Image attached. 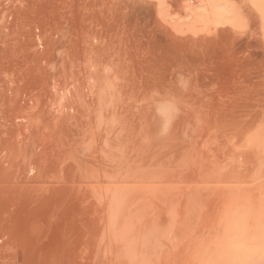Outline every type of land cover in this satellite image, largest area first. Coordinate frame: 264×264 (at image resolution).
Listing matches in <instances>:
<instances>
[{"label":"bare ground","instance_id":"6f19581e","mask_svg":"<svg viewBox=\"0 0 264 264\" xmlns=\"http://www.w3.org/2000/svg\"><path fill=\"white\" fill-rule=\"evenodd\" d=\"M3 0H0V2H1V4H3V2H2ZM5 1V0H4ZM8 1V0H7ZM10 1V0H9ZM20 1L21 0H19V3H20ZM56 1H58V0H31V1H27L28 2V4L30 3V2H33V4L31 5V3L29 4V5H27V6H31L29 9L28 8H25V10L26 9H28V10H33L32 12H35V13H37V14H33L32 12V14L33 15H36V16H34V23L33 22H31L32 20H33V16H30V22L32 23V24H35V22L36 21H38V22H40L41 20H43V17H46L45 16V14H49V13H46V12H51L52 13V11L54 10L53 9V7L52 6H54V8L56 9ZM61 1V0H60ZM59 1V2H60ZM64 1H66V0H64ZM68 1V0H67ZM73 1V0H72ZM80 1V0H79ZM79 1H74L75 2V4H78V6L80 5V4H83V0H81L80 2H82V3H79ZM93 1H100L99 3H98V6H101V5H103L104 3H103V1H101V0H93ZM91 2L92 4V6H97L96 4H97V2L96 3H94V2ZM110 1V0H109ZM137 2V4L139 3L138 2V0H136ZM148 1V0H147ZM150 1L151 0H149L148 2L150 3ZM165 1L166 0H163V2H159L160 3V6H161V9L159 8L157 11H158V14H163V16L162 17H165L164 15H165V9L167 10V9H170L169 8V5L170 4H172L173 3V0H172V3H169L168 4V2H166L165 3ZM168 1V0H167ZM233 2H234V0H232ZM238 1H240V0H238ZM242 1V0H241ZM244 1V0H243ZM242 1V2H243ZM248 2V9H247V12H245L246 10H244V12H245V14L244 13H242L243 11H240L241 9L239 8V10L237 9V4L236 5H234V3H232L230 0H184V3L182 4V5H184V8L186 9L185 10V12H183L184 14H185V18H183L184 17V14L183 15H181V14H179V15H181V16H179L181 19H178L179 17L177 16V18H175V20H180L178 23L176 22V29L174 28V27H171V21H172V19L170 20V23H169V20L168 19H170V18H168V19H166L165 20V18H164V21H162V22H165V21H168L167 22V24H166V22L165 23H162L161 21H158V19H160V18H155L156 20H154L153 19V21L155 22H158V23H156V24H153L152 22V19H151V21H150V23H152V24H150V23H148V24H150L151 26H153V27H155L157 24L160 26L161 24H159V22H161L162 23V25H169L168 26V28L167 27H165L164 28V26H162V28L161 27H158V29L160 30V29H162V31H163V36H167L166 34L168 33L167 32V29H169V30H172L173 28L175 29V30H173V31H175L174 33H178V32H180V34L182 35V33L184 34V32L186 31L187 32V34L186 35H184L185 37H183V42H184V44H183V42L181 43V42H179V43H181V45L179 44V43H177L176 41H175V38L174 37H172L173 38V41H172V39L171 38H167V41H169V40H171V42L172 43H170L171 45L173 44V42H176L175 43V45L174 46H172V49L171 50H169L171 47V45H169V46H167V44L166 43H169V42H165V45H166V47H170L169 49L168 48H166V49H164L165 47H163V45L160 43L159 44V42H158V44L159 45H161V46H159V48L158 47H154L152 44L153 43H156L155 41L154 42H152V44L150 43V45H152V47H154L156 50L157 49H161V50H163V51H165V53L167 52L166 50L168 49L169 50V53L167 52V56H169L170 55V58L171 59H173L174 60V62H178L179 64H181L182 62H180V61H183V60H181L179 57H181V58H183V59H185V63L187 62L186 61V59L188 58H186V57H184V52H185V54H186V51H188V52H190L191 50H192V48L194 47L193 45H192V43H195V51H196V49L198 50V47H199V50H200V48H203V47H200V45L199 46H196L197 45V39H200L201 41H203L204 40V42L207 40H205V38L204 37H209L210 35H212V38H213V40L215 39V37H217L218 36V38L220 37V38H222L223 37V40H224V42L225 41H228L233 35H231L230 33H234L235 32V30L239 27V23H242V22H239L240 20H243L242 19V15H243V17L245 16V15H248V17L249 18H251L252 16L254 17L253 19H256V21L255 20H253L252 18V20H251V22L252 21H255V22H252V23H255V24H257L256 26H258L259 25V29H260V31H259V33H257L258 34V36L260 37H258L259 38V40H258V38L256 39V41H254L253 42V47H255V42H258V41H260L261 43L259 44V43H257V45H256V47L257 48H259V47H261V51H257L256 50V54L258 55L257 57L253 54V53H255L254 51L255 50H251L252 51V54L251 53H249V52H246V53H248V56H249V54L250 55H254L255 57H256V60H255V62H251L252 63V65L250 66V67H252V66H254V65H256L255 63H256V61L257 60H259L260 58H261V60L263 59L264 60V0H247ZM13 2V1H12ZM26 3V0L25 1H23V4H25ZM59 2H58V5H60V4H62V2H63V0L61 1V3L59 4ZM87 2L88 3H90L88 0H87ZM87 2L85 1L84 3H86V5H85V7L87 6L88 7V4H87ZM129 2H131V1H129ZM128 2V0H112V1H110V2H107V5L108 6H110V8H112V9H110L111 11L112 10H115L117 13H116V16H118V17H116V19H115V16H114V18H113V14H112V20H117V21H112V20H110V18H109V21H112V22H114V25L112 26V23L111 24H108V25H110V26H112L114 29H109L110 28V26H109V28H107V24L106 23H110L109 21L108 22H106L105 20L103 21V18H104V16L103 17H101V19L102 20H100V17L96 14V15H92V13L90 14V9H94V8H92V6L91 7H88V9H89V13H87L90 17L92 16V18H93V16L94 17H96V16H98L99 17V21L98 22H100V21H103V22H101V23H98L97 21H95L96 20V18L98 19V17H96V18H94L95 20V23L93 24L92 22H94V21H92L93 19H91L90 17H88V19L84 16V19H86L87 21L89 20V18H90V20H89V22L87 23V22H85V24H86V26H88L87 28H86V30H85V28H83L84 30H83V33H85V34H83V33H81V34H83V36L85 35H87L88 36V34H89V32H91V27H90V25L92 26V24H93V28H96V30H93L92 29V34H93V37H92V34H89V36H91L92 37V39L90 38V40H93V38L95 37V39L97 38V37H100V36H102V34L101 33H98L99 32V30L100 29H98V32H97V27L98 28H100V26H98V24H100L101 25V27H104L103 25H107V26H105L104 28L106 29V30H114V31H116L117 30V34H118V32L119 31H122L123 33H124V35L125 34H130L131 33V29L132 28H130L131 26H130V20L132 19H130V6L131 5H133V6H131V8L132 7H134V5L135 6H137L135 3L134 4H130ZM140 2H144V1H141L140 0ZM146 2V1H145ZM153 2L155 3V0H153ZM153 2L151 3V4H153ZM180 2V1H179ZM245 2V1H244ZM5 3H6V1H5ZM14 3H15V1H14ZM64 3V2H63ZM70 3V2H69ZM95 5H94V4ZM100 3H101V5H100ZM103 3V4H102ZM132 3V2H131ZM147 3V2H146ZM163 3L164 4H166V7L165 6H163V8H162V5H163ZM239 3V2H238ZM1 4H0V6H1ZM9 4H10V2H9ZM8 3H7V5H5V7L7 6L8 7V5H9ZM27 4V3H26ZM25 4V5H26ZM66 4V3H65ZM74 4V3H73ZM74 4V5H75ZM162 4V5H161ZM167 4H168V8H167ZM242 4V3H241ZM16 5H19V4H16L15 3V7H16ZM25 5L24 6H22V9H20L21 11L23 10V7H25ZM52 5V6H51ZM64 5V4H63ZM70 5H71V3H70ZM90 5V4H89ZM105 5H106V3H105ZM138 5H140V4H138ZM145 5V4H144ZM244 5V4H243ZM38 6L39 7H45V6H51L52 8V10L51 11H49V10H46V12H45V14L43 13V17L41 18V20H40V18H39V20L37 19L36 20V17L39 15V14H41V13H39V12H37L36 11V9L38 8ZM62 6V5H61ZM60 6V7H61ZM65 6V5H64ZM72 6V5H71ZM97 6V9H100L99 7ZM108 6H106V7H108ZM152 6H156V5H152ZM236 6V7H235ZM3 8H1L0 9V27H2V25H3V27H5L7 24H8V26L10 25L9 23H7L8 21L9 22H12V20L10 21V19L11 18H8V21H7V16L9 17V15H11L12 17H13V23H15L17 20H18V24H19V21L21 20V22H22V24L20 25V26H22L23 25V21L25 20V18L22 16V18H24L23 19V21H22V19H20L21 18V16L19 15V13H16V12H18V10L16 11V9H17V7L18 8H21V5H20V7L19 6H17L16 7V9H15V11L14 10H11L12 12H15V13H11L10 12V14H9V9L8 10H5L4 9V5L2 6ZM11 6H9V8H10ZM15 7H13L12 6V9L13 8H15ZM35 8V10H34V8ZM37 7V8H36ZM47 7H45V8H47ZM58 7V6H57ZM63 7V6H62ZM67 7H68V4H67ZM73 7V6H72ZM74 7H77L76 5L74 6ZM138 7V6H137ZM136 7V9L138 10V8ZM164 7H165V9H164ZM245 7V6H244ZM33 8V9H32ZM59 8V7H58ZM81 8H82V6L80 7V8H77V9H79L80 10V12H81ZM83 8H84V6H83ZM149 8V7H148ZM155 8H157V6L155 7ZM176 8V7H175ZM7 9V8H6ZM41 10L43 9V8H40ZM48 9H50V8H48ZM60 9V8H59ZM58 9V10H59ZM71 9H73V8H70V11H72ZM76 9V8H75ZM74 9V10H75ZM86 9V8H85ZM87 9V10H88ZM97 9H95V10H97ZM101 9H102V7H101ZM107 9L108 8H105V10L107 11ZM143 9V8H142ZM152 9H153V7H152ZM164 9V10H163ZM173 9V12H174V14H178V13H176L175 12V9L174 8H172ZM183 9V8H182ZM180 10L181 12L182 11H184V10ZM38 10H39V8H38ZM62 10H66V8L64 9H62ZM61 10V12L63 13V11ZM69 10V9H68ZM68 10H66V11H68ZM73 10V11H74ZM82 10H84V9H82ZM94 10V12L95 13H97V11H95ZM102 10H104V7H103V9ZM102 10H98L99 12L98 13H100ZM104 10V12H105V14H107V12H109V11H105ZM147 10V9H146ZM160 10V11H159ZM6 11V12H5ZM56 11V10H55ZM93 11V10H92ZM110 11V12H111ZM135 11V10H134ZM20 12V11H19ZM75 12V11H74ZM73 12V13H74ZM151 12V11H150ZM161 12V13H160ZM167 12H168V10H167ZM170 10H169V12H168V14H166V16L168 17H170L171 15L172 16H175V15H173V14H170ZM180 12V13H181ZM20 13H23V11L22 12H20ZM27 13H28V11H27ZM26 13V16L25 17H27V18H29L28 16V14H31V13H28L27 14ZM39 13V14H38ZM50 13V14H51ZM58 12L56 11V12H54L53 14H57ZM73 13H72V16H73ZM78 13H79V11H78ZM81 13H83V11L81 12ZM112 13H113V11H112ZM136 13V12H135ZM147 13V12H146ZM154 13V12H153ZM155 13H157V12H155ZM7 14H9V15H7ZM59 14H60V12H59ZM76 14H77V10H76ZM76 14H75V16H76ZM80 14V13H79ZM84 15H86L85 14V10H84V13H83ZM111 14V13H110ZM28 15V16H27ZM58 15V14H57ZM65 15V14H64ZM66 15H67V13H66ZM68 15H69V13H68ZM101 15H104L103 14V12H102V14ZM133 15V14H132ZM137 15V14H136ZM143 15V14H142ZM10 16V17H11ZM40 16H38V17H40ZM51 16V15H50ZM49 16V17H50ZM55 15H53V17H54ZM59 16V15H58ZM58 16H57V18H58ZM61 16H63V15H61L60 14V17ZM69 16H71V15H69ZM69 16H63L64 18H62V20L64 19L65 20V18L67 17V19H68V17ZM71 16V17H72ZM74 16V19H73V21L75 22L74 24H77L78 23V21H80V20H77V22L75 21V19H79V17L77 16V18ZM83 16V15H82ZM81 16V17H82ZM111 16V15H110ZM134 17H135V15H133ZM156 16H157V14H156ZM155 16V17H156ZM52 16L50 17V18H52L53 19V22L52 23H54L55 21V18H53ZM56 17V16H55ZM106 17V16H105ZM188 19H187V18ZM246 17V16H245ZM248 17H246L247 19H249ZM148 18V17H147ZM172 18V17H171ZM20 19V20H19ZM44 19H48L47 17L46 18H44ZM59 19V18H58ZM58 19H56L57 21H58ZM67 19H66V21H67ZM69 19H70V17H69ZM68 19V21H70ZM105 19V18H104ZM107 19V18H106ZM137 19V18H136ZM140 19V18H139ZM142 19H143V17H142ZM145 19V18H144ZM184 19H186V21L184 20ZM60 20H61V18H60ZM61 21L62 23L64 22L65 23V21ZM85 20V21H86ZM108 20V19H107ZM177 20V21H178ZM181 20H184V22L183 21H181ZM45 21V20H44ZM43 21V23H45L46 24V26H48V24L46 23V22H48V20L47 21H45L44 22ZM50 21H51V19H49V22L48 23H50ZM67 21V23L69 24V22ZM73 21L71 22L70 21V23H73ZM84 21V20H83ZM90 21H92V22H90ZM133 21H135L134 19H133ZM143 21H145V20H143ZM148 21H149V19H148ZM147 21V22H148ZM26 22H28L27 20H26ZM27 23V25L25 24V26H27L28 27V24H31V23ZM59 23V21H58V24H57V22H55L54 23V25L55 24H57L58 26H61L62 25V23ZM98 24H97V23ZM106 22V23H105ZM140 22V21H139ZM172 22H174V20L172 21ZM174 22V23H175ZM181 22V23H180ZM7 23V24H6ZM13 23H11V24H13ZM42 23V21L40 22V27H41V25H44L43 23ZM52 23H51V25H52ZM79 23H81V22H79ZM78 23V24H79ZM82 23H84V22H82ZM90 23V24H89ZM92 23V24H91ZM169 23V24H168ZM186 23V24H185ZM193 23H197V26L195 25V27H197V34H199V35H197L196 33H193V32H191V31H194L195 29V27H194V24ZM198 23H201V27L203 28H201V31L199 30V28L200 27H198V25H200V24H198ZM211 23H212V26H213V29H215V26L214 25H216L218 28L220 27V26H222V28L223 27H226L225 29H223L225 32H222L223 30H221V34H220V36H219V33H220V31H219V33L217 32V29H215V31L217 32H215L214 31V33H212V34H209V33H207V32H209V31H211L209 28H211L212 26H211ZM243 23H244V21H243ZM246 23H247V21L245 22V25L243 26L242 25V27H244L245 28V30L247 29L246 27ZM251 23V24H252ZM17 23L15 24V25H18ZM36 24L38 25V23L36 22ZM59 24H61V25H59ZM66 24V23H65ZM67 24V25H68ZM73 24V25H74ZM78 24L76 25V26H78ZM135 24V22L133 23V24H131V25H134ZM140 24V23H139ZM143 23H141V25H142ZM144 24H146V23H144ZM183 24V26H181V25ZM249 24V23H248ZM255 24H253L254 25V27H255ZM14 25V24H13ZM13 25H10V26H13ZM50 25V26H51ZM53 25V26H54ZM57 25L55 26V27H57ZM64 25V24H63ZM71 24H69V28L70 29H72V27H74L73 25H71ZM80 25L81 24H79V26L78 27H76L75 26V28L74 29H76V28H81L80 27ZM84 25V24H83ZM82 25V26H83ZM95 25H96V27H95ZM138 25V24H137ZM155 25V26H154ZM173 25V24H172ZM178 25V26H177ZM191 27H194L192 30H188V29H186L187 27L188 28H190V26ZM223 25H226V26H223ZM253 25H252V27H253ZM8 26H6V27H8ZM30 26L31 25H29V27L27 28V27H25V28H27V30L29 31L30 29H32V27L30 28ZM34 26V25H33ZM39 26V25H38ZM145 27L147 26V24L146 25H144ZM144 26H142V28L143 29H145L144 28ZM204 26V27H203ZM205 26H206V29H204L205 28ZM240 26H241V24H240ZM250 26V25H249ZM19 27V26H18ZM22 27H24V26H22ZM35 27H37L36 25H35ZM44 27V26H43ZM42 27V28H43ZM63 27V26H62ZM84 27H85V25H84ZM140 27V26H139ZM149 27V28H148ZM179 27V29L178 30H180V28L181 27H184V29H186L185 31H183V30H180V31H178L177 30V28ZM253 27V28H254ZM21 28V27H20ZM24 28V29H25ZM30 28V29H29ZM50 28H52V27H50ZM89 28V29H88ZM135 26H134V29H132V30H135ZM138 28V27H137ZM148 28V29H147ZM147 28L145 29V30H149L150 29V26H147ZM156 28V27H155ZM163 28H164V30H163ZM170 28H172V29H170ZM244 28H243V30H242V28H241V30L243 31V33H244ZM2 29V28H1ZM4 30H5V28H3ZM9 29H11V28H9ZM15 29V28H14ZM24 29H22L21 28V30H23L24 31ZM44 29H46L47 30V28H45L44 27ZM69 29V31L72 33V30H70ZM73 29V30H74ZM79 29H77L78 31H79ZM116 29V30H115ZM152 29V28H151ZM154 29V28H153ZM207 29H208V31H207ZM212 29V28H211ZM212 29V30H213ZM219 29H221V27L219 28ZM239 29V28H238ZM252 29V28H251ZM4 30H3V33H4ZM8 30V29H7ZM17 30V29H16ZM20 30V29H19ZM19 31L20 32V34L22 33V31ZM26 30V29H25ZM27 30H26V32H27ZM43 29H40L39 31L41 32ZM49 30V29H48ZM57 30H59V29H57ZM81 30H82V28H81ZM80 30V31H81ZM88 30V31H87ZM137 30H139V29H137ZM166 30V31H165ZM178 32H177V31ZM202 30H204V31H202ZM255 30H256V28H255ZM31 31L32 30H30L29 32L30 33H28V34H31ZM52 31V30H51ZM56 31V30H55ZM61 31V30H60ZM60 31H57V32H60ZM75 31V30H74ZM77 31V32H78ZM94 31H96L99 35L97 36V34H95L96 32H94ZM101 31V30H100ZM154 30H152V32H153ZM161 31V32H162ZM164 31H165V33H164ZM190 31V33H192V34H194V35H196L197 37L199 36H201L200 38H197L196 36H194V35H192V36H194V39L196 40H194L193 38V40L195 41H193L192 40V42H191V38L189 39H187V35H190V33L188 34V32ZM198 31H200V32H198ZM240 31V30H239ZM258 30H256V32H257ZM15 32V31H14ZM17 33H15V34H19L18 33V31H16ZM25 32V31H24ZM43 32H44V30H43ZM43 32H41L40 33V37L43 39V36L42 35H44V33ZM70 32L68 33V34H70ZM102 32V31H101ZM108 32V31H107ZM134 33H139L138 31H133ZM142 32H144V31H142ZM146 32V31H145ZM159 32V31H158ZM161 32H159L160 33V36H162V34H161ZM182 32V33H181ZM194 32H196V30L194 31ZM203 32V34H201ZM211 32H213V31H211ZM230 32V33H229ZM238 32V31H237ZM241 32V31H240ZM251 32V31H250ZM1 33H2V31H1ZM13 35H12V37L15 35L14 33H13V31L11 32ZM39 33V32H38ZM78 33H80V32H78ZM87 33V34H86ZM103 33H104V31H103ZM109 33H112V32H109ZM109 33H107L108 35H112V34H114V32L112 33V34H109ZM119 33H121V32H119ZM149 33V31L148 32H146V34H148ZM170 33H171V31H170ZM169 33V36L171 35H173L172 33L170 34ZM208 35H207V34ZM223 33V34H222ZM248 33H249V31H248ZM19 34V35H20ZM26 33H24V37H26L28 34H26ZM49 34H50V31H49ZM52 34H54V31H53V33ZM57 33H55V36H57L56 35ZM74 34H76L75 32H74ZM94 34H95V36H94ZM101 34V35H100ZM105 34V33H104ZM106 34V35H107ZM115 34H116V32H115ZM116 34V35H117ZM133 34V33H132ZM201 34V35H200ZM204 34H206V35H204ZM218 34V35H217ZM225 34V35H224ZM242 34V33H241ZM249 34H251V33H249ZM9 35V34H8ZM19 35H18V37H19ZM22 35V37H23V34H21ZM37 35V34H36ZM59 35V34H58ZM105 35V37L106 38H108L107 36ZM121 36L123 35V34H120ZM123 35V36H124ZM134 35V34H133ZM132 35V36H133ZM136 35V34H135ZM141 35V34H140ZM139 35V36H140ZM158 35V34H157ZM156 35V36H157ZM177 36L179 35V33L178 34H176ZM181 35H180V37H181ZM190 35V36H191ZM217 35V36H216ZM223 35V36H222ZM228 35V36H227ZM246 35H248V34H246ZM2 36H3V34H2ZM4 36H6L5 35V33H4ZM11 36V35H10ZM9 36V37H10ZM16 36V35H15ZM14 36V37H15ZM39 36V34L37 35V37ZM45 36V35H44ZM47 37H49V35L47 34L46 35ZM45 36V41L44 42H41L42 41V39L40 38L39 39V42H41V44L42 43H48V41H49V43L47 44L48 46H49V44H50V46L53 44L54 45V47H52L51 46V48L50 47H46L47 48V54L48 55H50V53L52 52H49V50H51V49H53L54 51H55V46L57 45V44H59L60 45V47H61V44L60 43H56L57 41L56 40H58L56 37H53L52 36V38H54L53 40H54V42H50V41H53L52 39L50 40L49 38H47ZM51 36V35H50ZM74 36V35H73ZM72 36V37H73ZM84 37V38H87L88 39V37ZM104 36V35H103ZM112 36H114V35H112ZM146 36V35H145ZM152 36V35H151ZM170 36V37H171ZM190 36H188V37H190ZM204 36V37H203ZM226 36V37H225ZM249 36V35H248ZM17 37V39H22L21 37H19L18 38ZM28 38H29V36H27ZM31 37V36H30ZM37 37H36V39H37ZM70 37V36H69ZM105 37H103V40H104V43H106L107 44V42H105ZM126 37H128L129 39L130 38H133V37H131L130 35L129 36H126ZM176 37V36H175ZM202 37H203V39H202ZM227 37H229V39H227ZM234 37V36H233ZM247 37V36H246ZM252 37V36H251ZM256 37V36H255ZM2 38V37H1ZM5 38V37H4ZM11 38V37H10ZM16 38V37H15ZM28 38H25L24 39V41H23V39H22V42H24L25 43V41H26V39H28ZM46 38H47V40H46ZM71 38V37H70ZM114 38V37H113ZM112 37H111V39L110 40H112L113 39ZM141 38H142V36H141ZM145 38V37H144ZM150 38V37H149ZM152 38V37H151ZM150 38V39H151ZM154 38H156V37H154ZM160 38V37H159ZM164 38V37H163ZM178 38V37H177ZM186 38V39H185ZM212 38H211V36L209 37V41H210V43H209V41H206L207 43H209V44H211V42L213 43V46H216V42H217V40H215V41H213L212 40ZM218 38H216V39H218ZM219 38V39H220ZM226 40H225V39ZM11 39H13V38H11ZM10 39V40H11ZM30 39V38H29ZM43 39V40H44ZM49 39V40H48ZM56 39V40H55ZM64 39V38H63ZM94 39V40H95ZM115 39V38H114ZM129 39H128V41H129ZM157 39H158V37H157ZM157 39H155V40H157ZM161 39H162V37H161ZM166 39V37L164 38V40ZM169 39V40H168ZM181 39V38H180ZM179 39V40H180ZM218 39V40H219ZM237 39H239V40H241L240 38H236L235 40L237 41ZM10 40H8V41H10ZM41 40V41H40ZM75 40H78L77 38L75 39ZM81 40V39H80ZM90 40L88 39L87 41H89V43H87L86 41V43L84 44L83 42H82V40L79 42V43H83L84 44V46L82 47V48H79L78 47V49L77 48H75V46L74 45H72V48H70V46H68V45H66L67 44V42H65L66 44H62V45H64V47H65V45H66V47L68 46V49H67V52L64 50V52H66V54H67V56L66 57H68L72 62L74 61V63H76V58L74 57V56H76L77 58L80 56V58L79 59H81V61L82 62H80V63H82V64H80V65H82V66H84V68H86V69H84V71H80V72H86L87 71V73H82L83 74V76L81 75V73L78 71L79 69L80 70H82L81 69V66L80 65H78V63H77V65H78V67H77V65L75 64H71V63H69V65L71 64V66H69L68 64V66L67 65H63V64H66V61L67 62H69L70 60L67 58V60L65 59V57H63V56H65V55H62V57L64 58V60H66V61H64L63 62V58L61 59V61L60 62H63V64H61V66H65V68L63 69V67H62V69L61 70H63V71H65V72H63L64 74L65 73H67L68 72V70L67 69H71V67L74 69V66L75 67H77V68H75V70H77V72H79L80 74V76H82L81 77V79H80V81H74V83H73V81H72V78H68V79H71V81H72V83H73V85H75L76 83L77 84H79L78 86H72V91H71V88H69V87H67L69 84L70 85H72L71 84V81L70 82H68L67 80H66V77L69 75L70 77L72 76L74 79L73 80H75V79H77L76 78V76L74 75V73L72 74H69V73H67L66 75L67 76H64V74L62 75V71L61 70H59L58 71V69H57V75H58V72H61L60 73V75H62V81H67V83H68V85H66V88H69L68 90H69V92H70V96L72 97H67V101H65V98H66V96H68V95H63L62 94V91H61V93H59V94H61V98L63 99V97L62 96H64V101L62 102V101H60V100H62V99H60V96L58 97V96H56V97H58V101H60V102H55V103H57V104H62V103H64L63 105H64V107H65V102H66V104H68V105H70L71 107H70V111H71V113L70 112H68V113H70L69 115H68V113H67V111H69V106L68 107H66L67 109H65L66 110V113L65 114H67V116L66 115H64L63 116V112L61 111H59V112H57L58 114V116H53V115H55V114H53L52 115V117L51 116H47V115H45V116H47L48 118H49V121L51 122V123H54V125L56 126V125H59V127L57 126L56 128V130H55V132H54V134H55V137L57 136L58 138H57V141L54 143V141H53V139H52V137L54 136V135H52L51 134V136L52 137H46V140H48L47 138H51L52 140L50 141L49 140V142H50V151H51V153H52V151H55L56 149H53V146L52 145H54V147H57L58 148V144H57V142H59V145L61 144V146H64V147H66V151H64V153H60L61 151H63L62 150V148L61 147H59V149L60 150H57V152L55 151V155L56 154H59L60 153V155L61 156H59L60 158H62V157H64V155H66L65 153H71L70 155L72 156V157H70V158H72V159H70L71 160V162L69 161L68 162V159H69V156H68V158H66L67 157V155L64 157V158H66V159H64V160H60V162L62 161V163L64 164V165H62L60 162H58L59 160H58V158H56L57 157V155H56V157H52L50 154H48L50 151H48V155L47 154H45V155H47L46 156V158L48 157L51 161L54 159L55 160V158H56V160L55 161H57L58 163H59V165L57 164V167L59 166V167H61V166H64L63 168H65V165H67V164H65V163H71V165H67L68 166V170L70 171V172H72L73 170H74V168L71 170L70 168V166H72V163H73V160L76 162V166L74 165V166H72V167H75V170L77 169V171L79 172V173H77V171H73V173L74 174H69L70 172H68V170L67 169H65L66 171H63V172H66L67 173V175H75L76 173L78 174H76V176H79L80 174H81V176H82V178L83 179H85V181L86 180H89V181H92V182H96V184L95 183H92V184H88V183H91V182H88V183H86V184H88V186H86L85 184H83V181L84 180H82V183H81V185L82 186H84V188L82 189L81 188V185H79L80 186V188H81V192H83L82 194H83V196H85V194H86V192H85V194H84V190H86L87 191V188H88V192H87V194H88V196H87V194H86V197H90V198H92L93 196H95V197H93V198H95V199H91V200H93L94 201V204L96 205H94L93 204V206L94 207H97L98 205V207H100V205L101 204H99V202H101L102 203V205H101V207H102V209L101 210H98L97 208H96V210L100 213H97V211L95 210V214L97 213V217H96V219H98V218H100V220H102L101 221V223L100 224H98L97 223V227H96V225H94L95 226V228H98V230L96 229V231H95V229H94V231L95 232H97V233H92V228H94V226L91 224V223H95L94 221H96V219H95V217L93 218V219H91L90 218V220H88V221H86V219L88 218L89 219V217H87V215H86V217L87 218H84L83 217V219L82 220H84V222L81 224V221L78 223L79 225L78 226H76L77 225V222H76V220H73L74 218L76 219V217L75 216H79L80 214H79V210L81 209L80 207H81V203L80 204H76L75 202H80V201H74V203L76 204V207H75V204H74V206L72 205L73 204V201L72 200H77V197H78V194L77 193H79L78 191V189L77 188H79V186L78 187H74V189H72L71 188V191L69 190H66V191H68V192H70V193H67L68 195H65V194H63V198H65V196L67 197V198H65V199H67L66 200V202H68L69 203V200H71L70 201V204L67 206V204L68 203H66L65 202V200L63 199V201H61V198L59 199V201H60V203L61 204H65L66 203V205H64L66 208L68 207V209H66L65 207H62L63 205H61L60 203H57V204H59V205H57V206H59V207H61L62 209L64 208L65 209V211H64V213H62V212H60L62 209L60 208V210L58 211V209H56V211H55V209L53 208V210L55 211V213H57L58 212V214H60V213H62L63 215H62V217H66L67 215H69V214H66V212L68 211V210H70L71 209V207L73 208V210H70V211H72V214H74V213H76L77 211H79V212H77V214H79V215H72L71 214V217L73 216V218H72V220H73V222H74V224H72L73 222H72V220H70L69 218V220L71 221V222H69L68 224H66V225H69L70 223L76 228H78V229H80V224L81 225H83V226H86L87 225V222H88V224H89V222H91L89 225H87L86 227H90V225H92L91 227H90V231H88V229L86 228V227H83V228H85L84 230H86L87 229V231H85V232H87L88 233V237L87 236H85V238L87 239H89L91 236H90V233H92L93 235V237H96L97 235V238H98V240L97 241H95L96 239H94L93 240V238H91L92 239V241H94V242H96L95 244H98L97 246H98V248L100 249V248H102V246H103V248H105V251H106V249H107V251H108V249H110L111 250V248H114V250H115V257H116V259H117V261H118V263L119 264H264V86L263 87H260V88H258L259 90L258 91H256V94L255 95H253V92H252V94H250V93H248V91H243L242 90V87H233V90H234V88H236L233 92H235L234 94H232V92H230V94H232V95H229V94H227L228 92L226 91V94H227V96H225V97H227V98H224L223 99V97L221 96L220 97V99H217L216 98V96L214 97L213 95H211V97H210V94H206V95H204V96H202V94L205 92L204 90V92H202V94H201V96L202 97H198V98H195V100H189L190 99V97H188L189 95H191V94H189L190 92H188V96L185 94V93H187V92H185L184 90H185V88H184V90L181 88L180 90H183L184 91V94H185V96H187L189 99V102L188 103H190V105H192V107L190 106V105H188V106H190L191 108L190 109H188L187 108V106H183L185 109H188V110H184V112H186V119H188V118H191V116H193L192 118H200V119H206V121L207 122H205L204 120V122L207 124H209V123H211V125H209L210 126V129L214 126L215 128H216V130H221L222 131V129L225 131V132H227V133H229L230 134V132L231 133H233L235 136H237V138L235 137V139L238 141H233V139H231V137H230V139L232 140V142L231 143H233V142H236V143H234L232 146V148L230 149V151H228V154H227V156L225 157V156H222L221 154H220V151L218 152V150H220L221 148H219L218 150H215V149H217L218 147H222V145L224 146L226 143H225V141H223L224 143H222V142H220V143H222V144H220L218 141H217V143L218 144H216L215 143V145L216 146H218V147H216V146H214V144H212L214 147L213 148H215L213 151H216L217 152V154L219 153L221 156H219V154L217 155V154H214V153H212V155H210L209 154V152L207 153V152H205V153H203V158L202 157H199L200 159H198V158H195V160L197 159V163L195 162L194 163V167H195V164L197 165L196 166V174L194 175V177H192L191 178V180L189 181V182H187V183H183V185L182 184H180V183H172V182H169V183H166V182H163V181H159V182H152V183H144V181H143V186L141 185V184H138L137 183V181L135 182V183H132V182H130V176L132 175V171H133V166H131L130 165V162L133 160V158H135V157H132L133 155H134V153H133V155L132 156H130V153H131V151L133 150V147L135 146V144H137L136 142H135V139H136V137H135V135L137 134V133H139L140 134V130H139V128L138 127H135L134 129H136L137 128V130H139L138 132H137V130H136V132H134V130H133V132L135 133H132L133 134V136L135 137V139H132V135L130 134V127H131V124H132V120L133 119H130V117H131V115H130V107L132 106H130L129 104V102H128V100L130 101V89L133 87V89H131L132 90V93H134V92H136V91H142V92H144L143 90H146V88H144L145 86L143 85V84H147L148 82H149V84L150 85H152L151 84V82H150V80L148 79V77H147V75L145 76V78H143L144 77V75H142V73L140 74V73H138V71H144V72H146V70H142L141 68H140V66L143 68V69H146V68H149V69H147V70H155L154 68H155V66L153 65V67L152 66H148V67H146V64L145 63H141V62H143L142 60H141V58H142V56L140 57L139 56V53L137 54L136 52H134L135 53V56H134V53L132 54V55H127L128 53H129V51H130V49L128 50L127 48H130V46H128V45H130L129 44V42H128V45L127 44H121V45H119V47L118 46H116V45H118L119 44V40H118V42H117V39L115 40V44L116 45H114L116 48H113L114 46H112L113 44H110V43H108L106 46H109V44H110V46L108 47L109 49H107V47L104 45V47H98V46H96V45H94V43H92V42H95L94 40L92 41V42H90ZM107 40V39H106ZM125 40V39H124ZM140 40V39H139ZM154 40V39H153ZM187 40V41H186ZM188 40H190V41H188ZM199 40V41H200ZM234 40V41H235ZM243 40L244 39H242V42H240L241 44L242 43H246L245 41L243 42ZM246 40V39H245ZM248 40H249V38H248ZM247 40V41H248ZM251 40H252V38H251ZM5 41V40H4ZM12 41V40H11ZM14 41H15V39H14ZM14 41H12V42H14ZM18 41L19 40H17V41H15V42H17L18 43ZM21 41V40H20ZM36 41V40H35ZM37 41H38V39H37ZM36 41V42H37ZM56 41V42H55ZM66 41V40H65ZM67 41H68V39H67ZM102 41V40H101ZM141 41V40H140ZM144 41V40H143ZM198 41V42H199ZM220 41V43L219 42H217L218 44H221V41H222V39L221 40H219ZM253 41V40H252ZM30 42V41H29ZM64 42V41H63ZM68 42H71V41H68ZM75 42V41H74ZM121 42H123V41H121ZM134 42V41H133ZM135 42H136V39H135ZM164 42V41H163ZM188 42H191L190 43V46H189V48H188V50L186 49V47H184V49L183 50H181V49H179L180 48V46H185L186 44L188 45ZM203 42V43H204ZM223 41H222V44H225ZM237 42H239V41H237ZM236 42V43H237ZM55 43H56V45H55ZM71 43H73V40H72V42ZM78 43V42H77ZM81 43V44H82ZM112 43V42H111ZM127 43V42H126ZM143 43V42H142ZM200 43V42H199ZM202 43V42H201ZM200 43V44H201ZM230 43V42H229ZM228 43V44H229ZM231 43H233L232 41H231ZM26 44H28V43H26ZM25 44V45H26ZM36 44H38V43H36ZM40 44V43H39ZM74 44H76V42L74 43ZM81 44H79V45H81ZM82 44V45H83ZM180 46H179V45ZM227 44V43H226ZM240 44V45H241ZM247 44V43H246ZM259 44V45H258ZM16 45H19V47H21V45H22V48L24 47L23 45L24 44H21L20 45V43L19 44H16ZM15 45V46H16ZM34 45V44H33ZM43 45V44H42ZM46 44H44L42 47L40 46V49L41 50H39V51H42V49H43V51H44V46H45ZM77 45V44H76ZM103 45V44H102ZM123 45H127L126 47L127 48H125ZM144 45V44H143ZM147 45H149V43L147 44ZM164 45V46H165ZM193 47H192V46ZM203 44H201V46H202ZM205 45H207V49H206V53L205 54H203V53H200L201 55H204L203 57H198V58H200V59H202V58H204V57H206L207 55H208V52L209 53H212V51H214V48H213V46L212 47H210V48H208V44H205ZM251 45H249V47H252ZM7 46V45H6ZM11 46V45H10ZM28 46V45H27ZM30 46V45H29ZM31 46H32V44H31ZM38 46V45H37ZM58 46V45H57ZM56 46V47H57ZM73 46H74V48H73ZM178 46V47H177ZM219 46H221V45H219ZM239 45H237V47H238ZM248 46V45H247ZM4 47H5V45H4ZM18 47V46H17ZM17 47H15V48H17ZM19 47H18V49H19ZM63 47V46H62ZM118 47V48H117ZM123 49H122V48ZM143 48H145L146 49V47L145 46H142ZM152 47H151V49H152ZM161 47V48H160ZM175 48V50H178V51H182V52H179V53H181L180 55H178L179 53H178V51H173V49ZM191 47V48H190ZM242 48H240V50H242L241 52L243 53V51L245 52V50H244V46H241ZM249 47L247 48V49H249ZM2 48V47H1ZM22 48L20 49L21 50V52H23V50H22ZM25 48L27 49V51L29 52V50H28V47H24V52L26 51L25 50ZM50 48V49H49ZM59 48V47H58ZM112 48H113V51H112ZM154 48L152 49L153 51V54H155V53H157L156 52V50H155V53H154ZM177 48V49H176ZM194 48H193V50H194ZM205 48V47H204ZM204 48H203V50H204ZM211 48H213L212 50H211ZM228 48V47H227ZM226 48V49H227ZM239 48V47H238ZM6 49V48H5ZM13 49V48H12ZM57 49V48H56ZM114 49H116V50H114ZM126 49V51H128V52H126V55H125V51H123V50H125ZM147 49H148V47H147ZM146 49V50H147ZM150 49V48H149ZM147 50V52L148 51H150V50ZM221 49V48H220ZM235 49H236V47H235ZM246 49V50H247ZM254 49V48H253ZM16 51H20V50H17V49H15ZM31 50V49H30ZM34 50V52H36L35 51V49H33ZM37 50V49H36ZM111 50V51H110ZM144 50V49H143ZM145 50V51H146ZM192 50V51H193ZM209 50V51H208ZM222 50V49H221ZM0 51H1V49H0ZM26 51V52H27ZM32 51V50H31ZM31 51L29 52V55L31 56L32 54H33V52H32V54H31ZM45 51H46V49H45ZM45 51H44V53H45ZM60 51V50H59ZM123 51V52H122ZM191 51V52H192ZM192 52V53H196V52H198V51H196V52ZM202 50H200V52H201ZM208 51V52H207ZM211 51V52H210ZM227 51V50H226ZM225 51V52H226ZM232 51H233V49H232ZM237 51L238 52H240L239 51V49H237ZM250 51V52H251ZM25 52V53H26ZM27 52V53H28ZM152 52L150 53V54H152ZM170 52L172 53V56L173 55H178L179 57H178V61L176 60L175 61V58L174 57H171V54H170ZM174 52H177V53H175V54H173ZM219 52V51H218ZM224 52V53H225ZM258 52V53H257ZM40 53V52H39ZM38 53V50H37V52L36 53H34V54H37L36 56H35V58H33V57H30L28 54H24V53H20L19 52V54L21 55V54H23V56H26L25 58H23L24 60L27 58V57H29V58H32V59H34V60H32L33 62H36L37 61V59H38V56H39V59L41 58V60H42V62H44L43 61V59H44V57H46L47 55L46 54H44L43 52L41 53V55H42V57L40 56V54ZM163 52L161 51L160 52V54H162ZM199 53V52H198ZM241 53V54H242ZM259 53H261V55H259ZM2 54V53H1ZM5 54V53H4ZM136 54L139 56V58H138V56H137V62L136 63H138V61L141 63H139L140 64V66L138 65L137 67L138 68H140L141 70H138V71H136L135 70V66H132L133 65V61H134V59H135V61H136V58H134V59H132V56H134V57H136ZM146 56H148L149 55V53H144ZM153 54H152V56H153ZM164 54V53H163ZM162 54V55H163ZM191 54V53H190ZM190 54H187V55H190ZM213 54H215V53H213ZM227 54V53H226ZM233 54H236V53H233ZM244 54V53H243ZM32 55V56H33ZM52 55L54 56V52L50 55L51 56V58H53L52 57ZM157 56L159 55L158 53L156 54ZM166 55V54H165ZM175 55V56H176ZM206 55V56H205ZM230 55H231V53L230 54H228V55H226V56H229L230 57ZM1 56V55H0ZM22 56V55H21ZM20 56V57H21ZM22 56V57H23ZM50 56H48L49 57V59H50ZM115 56H117V57H115ZM126 56H128V60H127V58H126ZM156 56V57H157ZM192 56V55H191ZM195 57L194 58H197L196 57V55H194ZM215 56V55H214ZM213 56V57H214ZM241 58H240V57ZM239 56H238V53H237V56H236V58H237V60H239V59H242V56L240 55V53H239ZM253 56V57H254ZM2 57H3V54H2ZM22 57L20 58V59H22ZM55 57V56H54ZM85 58L86 60H84L83 58ZM110 57V58H109ZM112 57V58H111ZM115 57V59L118 61V64H116L117 63V61H116V65L115 66H111V65H113V64H111V63H109L110 65H106L108 62L107 61H109L108 60V58L109 59H112V60H114V61H111L110 60V62H115V59H113ZM160 57V56H159ZM208 57V56H207ZM206 57V59H207V61H208V58H209V60H211L210 59V57H208L207 58ZM217 57V56H216ZM221 57V56H220ZM219 57V59H222L221 61L223 62V60L224 59H226V57L225 58H220ZM229 57H228V59H229ZM244 57H247V55L246 56H244ZM244 57H243V59H244ZM251 56H249V57H247V58H250ZM254 57V58H255ZM258 57H259V59H258ZM59 58V57H58ZM73 58H75L74 60H73ZM97 58H102V60H103V58H105L106 59V64L104 63V62H102L101 61V64L102 63H104L105 65H106V67H105V65L104 64H102V66H104V67H101V66H99L97 63H100V61H99V59L97 60ZM132 59V62H131V59ZM158 58V57H157ZM176 58H177V56H176ZM212 58V57H211ZM232 58V57H231ZM231 58L228 60V61H230L231 60ZM235 58V57H234ZM234 58H233V60H234ZM39 59H38V64H41L40 65V67L41 66H43L44 64H46V63H48V62H44V64H42V63H39ZM48 59V58H47ZM53 59H55V58H53ZM79 59L77 60L78 62H79ZM83 59V60H82ZM129 59H130V62L132 63L131 65H129V64H127V65H125V61H129ZM160 59V61H162V62H160V64L162 63V64H164L165 62H166V60L164 59V60H162V57L161 58H158V60ZM180 59V60H179ZM189 59V58H188ZM191 59V61L192 60H195V59H193V57L192 58H190ZM206 59L204 58V59H202V60H199V61H203L204 62V64H205V62H206ZM212 59H214V58H212ZM216 59V58H215ZM218 59V58H217ZM246 59V58H245ZM244 59V60H245ZM251 59H253L252 57H251ZM1 60V59H0ZM40 60V61H41ZM44 60H46V59H44ZM69 60V61H68ZM123 60H125V61H123ZM197 60V59H196ZM205 60V61H204ZM232 60V62L233 63H235L236 62V59L233 61ZM247 60V59H246ZM20 61V60H19ZM22 61V60H21ZM47 61H49V60H47ZM70 61V62H71ZM85 61V62H84ZM91 63L92 64V66H91V68L92 69H90L89 68V70L87 69L88 67H87V65H88V63ZM99 61V62H98ZM163 61H165V62H163ZM168 61V60H167ZM217 61V60H216ZM225 61V60H224ZM249 61V60H248ZM252 61V60H251ZM254 61V60H253ZM24 62H26V61H24ZM50 62V61H49ZM144 62H148L147 60L146 61H144ZM151 62V61H150ZM169 62V61H168ZM184 62V61H183ZM193 62V61H192ZM191 62V63H192ZM197 62V64H199L198 63V60L197 61H195L194 62V64ZM203 62H202V64H203ZM213 62V61H212ZM215 62V61H214ZM218 62V61H217ZM226 62V61H225ZM224 62V63H225ZM231 62V64H233ZM239 62V61H238ZM241 62V61H240ZM239 62V63H240ZM243 62V61H242ZM247 62V61H246ZM259 62V61H258ZM37 63V62H36ZM85 63H87L86 65H84ZM135 63V62H134ZM155 63V65H156V62H154ZM167 63V62H166ZM166 63H165V65H166ZM169 63H171V62H169ZM169 63H167V65L169 64ZM185 63H183L184 65H185ZM191 63H189V64H191ZM201 63V62H200ZM207 64H208V62H206ZM218 63H220V61L218 62ZM228 63V62H227ZM5 64V63H4ZM144 64V65H143ZM148 64H149V62H148ZM152 64H153V61H152ZM152 64H149V65H152ZM197 64H195V65H193V64H191V65H193V66H196ZM204 64L202 65V66H204ZM207 64H205V65H207ZM229 64H230V62H229ZM240 64H244V63H240ZM254 64V65H253ZM258 64V63H257ZM263 64V65H262ZM1 65H2V62H1ZM6 65V64H5ZM28 65V64H27ZM49 65V63L46 65V69L48 68L47 66ZM57 65V64H56ZM73 65V66H72ZM125 65V66H124ZM143 65V66H142ZM166 65V66H167ZM173 65V64H172ZM171 65V66H172ZM183 65V66H184ZM186 65H188V64H186ZM185 65V66H186ZM226 65V63L224 64V66ZM234 65V64H233ZM235 65H238L239 66V64L237 63V64H235ZM235 65H234V67H235ZM260 65V64H259ZM10 66H11V64H10ZM29 66H32V65H29ZM58 66H59V64H58ZM61 66H60V68H61ZM80 66V67H79ZM89 66V65H88ZM126 66H128V67H126ZM130 66H132V67H130ZM162 66V69H163V66L164 65H161ZM170 66V64H169V67H170V70H171V67ZM208 66H210V64L208 65ZM221 66H223V64L221 65ZM227 66H230V65H228L227 64ZM242 66V65H241ZM240 66V67H241ZM244 66V65H243ZM258 66V65H257ZM45 66H43V68H44ZM68 67H70V68H68ZM90 67V66H89ZM100 67H101V69H100ZM109 67V68H108ZM126 67V68H125ZM134 67V68H133ZM136 67V68H137ZM150 67H151V69H150ZM156 67L159 69V67L156 65ZM165 67V66H164ZM176 67H178V66H176ZM187 67V66H186ZM192 67V66H191ZM215 67V66H214ZM213 67V68H214ZM226 67V66H225ZM233 67V66H232ZM240 67L238 68V70L236 69V71H239L240 70ZM259 67V69L255 72V73H253V75L250 77L251 79H253V82L252 83H250L251 85H252V87H259V86H261V84H262V74H264V69H263V71H262V68H264V62L263 63H261V65L260 66H258ZM26 68V67H25ZM36 68V67H35ZM50 68V67H49ZM56 68H59V67H56ZM83 68V67H82ZM95 68V69H94ZM127 68H133L132 70L130 69H127ZM174 68V67H173ZM189 68V67H188ZM194 68V71H195V69L197 70V68L196 67H192V69ZM199 68V67H198ZM206 68V67H205ZM242 68H244V67H242ZM253 68H256V67H253ZM2 69V68H1ZM31 69V68H30ZM38 69H39V67H38ZM45 69V68H44ZM44 69H42L41 68V70H43L44 72L45 71H48V70H44ZM73 69L71 70V71H69V72H72L73 71ZM104 69V70H103ZM107 71H106V70ZM157 69V70H158ZM162 69H160L161 71H162ZM167 68H165V70L164 71H167L166 70ZM200 69V68H199ZM199 69H198V71H199ZM203 69V68H202ZM201 69V70H202ZM215 69V68H214ZM223 68H221V70H222ZM231 69V68H230ZM229 68H228V70H230ZM234 68H232V70L231 71H234L235 72V69L233 70ZM246 69V68H245ZM250 69V68H249ZM248 69V71H250ZM28 70H29V68H28ZM27 70V71H28ZM35 70H37V69H35ZM67 70V71H66ZM86 70V71H85ZM90 70H92V71H90ZM95 70V71H94ZM129 70V71H128ZM177 70V69H176ZM227 70V71H228ZM244 70V69H243ZM242 70V71H243ZM30 71H32V70H30ZM40 71V70H39ZM90 71V72H89ZM106 71V72H105ZM130 71H132V72H137V73H135L134 72V74H133V77H132V75H131V77L132 78H134V79H132V81H130L131 79H130V74H131V72ZM189 71H191L190 69H189ZM197 71V72H198ZM209 71H211V70H209ZM220 70H218V72H219ZM225 71V70H224ZM7 72V71H6ZM21 72V71H20ZM32 72H34V70L32 71ZM74 72H76V71H74ZM92 72V73H91ZM151 71H148V74H149V76H156L157 77V74L156 73H158L159 71H153V73L151 74L150 73ZM163 72V71H162ZM168 72V71H167ZM170 72V71H169ZM172 72H176L175 70L173 71V69H172ZM192 72V71H191ZM207 72V71H206ZM213 72V71H212ZM215 72V71H214ZM213 72V73H214ZM217 72V71H216ZM218 72H217V74H218ZM230 72V71H229ZM25 73V72H24ZM90 73V76H91V79L92 80H90L89 78L90 77H88V75H85V74H89ZM164 73V72H163ZM162 73V74H163ZM193 73V72H192ZM195 73V72H194ZM200 73V72H199ZM199 73H197V74H199ZM221 72H219V74H220ZM223 73V72H222ZM237 73V72H236ZM236 73H234V75L236 74ZM239 73V72H238ZM244 73H246L245 71H244ZM244 73H242V74H244ZM29 74V73H28ZM44 74H47V72H45ZM43 74V75H44ZM75 74H77V73H75ZM142 75V78H143V80L142 79H140V75L139 76H137V75ZM151 74V75H150ZM161 74V73H160ZM160 74H158V77L157 78H159L160 76ZM171 75H172V73H170ZM169 74V75H170ZM174 74V73H173ZM181 74V73H180ZM202 74H205V73H202ZM208 74V73H207ZM217 74H212L213 76H211L212 77V79L213 78H218V75ZM231 74H233V73H231ZM241 74V73H240ZM247 74V73H246ZM25 75V74H24ZM27 75V74H26ZM48 75V74H47ZM56 75V76H57ZM60 75H59V77H60ZM78 75V74H77ZM84 75H85V77L86 78H88V79H85V77H84ZM134 75H136L137 77H135ZM194 75V74H193ZM201 75V74H200ZM211 75V74H210ZM215 75H217V77L215 76ZM220 75H222V74H220ZM225 75V74H224ZM223 75V76H224ZM228 75V76H227ZM229 73L228 74H226V76H225V78L226 77H229ZM234 75L233 76H231L230 75V77H234ZM237 75V74H236ZM247 75H249V74H247ZM251 75V74H250ZM52 76H53V74H52ZM151 76V77H152ZM164 76V75H163ZM162 76V77H163ZM215 76V77H214ZM239 76V75H238ZM10 77V76H9ZM47 77V76H46ZM58 76H57V78H59ZM64 77H65V79H64ZM139 77V84L137 85V83H136V81H137V79L136 78H138ZM169 77V76H168ZM171 77V76H170ZM169 77V78H170ZM187 77V76H186ZM194 77V76H193ZM195 77H196V74H195ZM198 77V76H197ZM200 77V76H199ZM207 77H209V76H207ZM236 77V76H235ZM234 77V79L235 80H237V78H235ZM24 78V77H23ZM45 78V77H44ZM80 78V77H79ZM78 78V79H79ZM146 78H147V83H146ZM154 78V77H153ZM161 78V77H160ZM166 78V77H165ZM201 78H204L203 77V75H202V77H200V79ZM241 78V77H240ZM248 78V77H247ZM25 79H26V77H25ZM64 79V80H63ZM77 79V80H78ZM82 79L83 80H90V85H89V83L88 82H86V81H83V84H82ZM136 79V80H135ZM164 81H165V79L164 78H162ZM161 79V80H162ZM173 78L171 77V80H172ZM191 79V78H190ZM193 79V78H192ZM209 80H211L210 79V77L208 78ZM219 79V78H218ZM223 79V78H222ZM255 79V80H254ZM32 80V79H31ZM42 80H44V79H42ZM59 80V79H58ZM135 82H134V81ZM145 80V81H144ZM162 80V82L161 81H156L155 80V84L156 83H158V84H160V83H162L163 85H167V84H169V83H167L166 84V82L167 81H163ZM167 80H169V79H167ZM176 80V79H175ZM193 80H195V79H193ZM245 80V79H244ZM264 80V79H263ZM13 81V80H12ZM23 81V80H22ZM26 81V80H25ZM64 81V82H65ZM140 81H143V82H140ZM151 81L152 82H154V80H152L151 79ZM173 81H174V79H173ZM191 81V80H190ZM207 81V80H206ZM211 81H213V80H211ZM234 81V80H233ZM248 81V80H247ZM246 81V82H247ZM252 81V80H251ZM11 82V81H10ZM28 82V81H27ZM48 82H49V79H48ZM76 82V83H75ZM80 82V83H79ZM132 82V83H131ZM145 82V83H144ZM192 82H194V81H192ZM199 82V81H198ZM23 83V82H22ZM38 83V82H37ZM54 83V82H53ZM59 83V82H58ZM61 83V82H60ZM84 83L86 84V83H88L87 85H84ZM130 83L132 84V87H131V85H130ZM136 84V85H134L133 86V84ZM191 83V82H190ZM223 83H225V81L223 82ZM242 83V82H241ZM245 83V82H244ZM76 84V85H77ZM140 84H142L141 86H140ZM158 84H156V85H158ZM161 84V85H162ZM247 84V83H246ZM250 84H247L248 86H251ZM264 84V83H263ZM48 85V84H47ZM54 85V84H53ZM56 85V84H55ZM62 85H64L65 86V84L62 82V84H61V86ZM69 85V86H70ZM85 86V87H81V86ZM156 85H152L153 87H156ZM171 85H174V84H171ZM49 86V85H48ZM80 86V87H79ZM90 86V87H89ZM138 86V87H137ZM144 86V87H143ZM147 87H148V84L146 85ZM169 86V85H168ZM193 86V85H192ZM191 86V87H192ZM203 86V85H202ZM238 86H239V84H238ZM63 87V86H62ZM134 87H135V89H134ZM158 87H161L162 88V86H158ZM171 87H173V86H171ZM179 87V86H178ZM215 87V86H214ZM245 87H246V85H245ZM252 87H249V88H251V89H253ZM57 88V87H56ZM138 88H139V90H138ZM144 88V89H143ZM160 88V89H161ZM166 88V87H165ZM232 88V87H231ZM231 88H228L227 90L229 91ZM22 89V88H21ZM59 89V88H58ZM74 89V90H73ZM85 89H86V91H85ZM167 89V88H166ZM177 89V88H176ZM179 89V88H178ZM187 89L188 88H186V91H187ZM191 88H189L188 90H190ZM193 89V88H192ZM211 89V88H210ZM219 89V88H218ZM224 89V88H223ZM14 90H16L15 88H14ZM18 90V89H17ZM19 90H20V87H19ZM23 90V89H22ZM56 89H52V93H53V95L54 94H56L57 95V90L55 91ZM165 90V89H164ZM170 90V89H169ZM174 90H175V88H174ZM226 90V89H225ZM249 90V89H248ZM254 90V89H253ZM33 91V90H32ZM55 91V92H54ZM59 91H60V89H59ZM64 91V90H63ZM152 91V90H151ZM158 91V90H157ZM156 91V92H157ZM161 91V90H160ZM183 91H180V92H183ZM211 91H212V89H211ZM230 91H232V89L230 90ZM13 92V91H12ZM19 92V91H18ZM44 92V91H43ZM51 92H50V95H51ZM57 92V93H56ZM65 92V91H64ZM63 92V93H64ZM67 92V91H66ZM171 92V91H170ZM196 92V91H195ZM201 92V91H200ZM200 92H198V93H200ZM209 92V91H208ZM214 92V91H213ZM217 92H220V91H217ZM225 92V91H224ZM250 92V91H249ZM255 92V91H254ZM21 93V92H20ZM19 93V94H20ZM46 93V92H45ZM157 93H159V92H157ZM161 93V92H160ZM159 93V94H160ZM166 93H169V92H167L166 91ZM172 93H173V91H172ZM197 93V92H196ZM197 93V94H198ZM211 93V92H210ZM216 92H214V94H215ZM6 94V93H5ZM14 94V93H13ZM58 94V95H59ZM146 94V93H145ZM165 94V93H164ZM163 94V95H164ZM179 94V93H178ZM195 94V93H194ZM193 94V91H192V95H194ZM213 94V93H212ZM225 94V93H224ZM223 94V95H224ZM1 95V94H0ZM139 95V94H138ZM150 95V94H149ZM162 95V94H161ZM169 95V94H168ZM176 95V94H175ZM216 95V94H215ZM221 95V94H220ZM17 96V95H16ZM15 96V97H16ZM19 96V95H18ZM146 96V95H145ZM154 96H156V95H154ZM160 96V95H159ZM170 96V95H169ZM171 96H172V94H171ZM207 96H209V97H207ZM14 97V98H15ZM34 97V96H33ZM50 97V96H49ZM54 98H53V102L55 101L54 99H57V98H55V95L53 96ZM179 97H181V96H179ZM218 97V96H217ZM30 98H31V96H30ZM37 97H35V99H36ZM138 98V97H137ZM160 98V97H159ZM178 98V97H177ZM177 98H173L174 100H176ZM184 98V97H183ZM193 98V97H192ZM222 98V99H221ZM1 99V98H0ZM27 99V98H26ZM29 99V98H28ZM39 99V98H38ZM37 99V100H38ZM70 101H69V100ZM140 99V98H139ZM172 99V100H173ZM179 99V98H178ZM181 99V98H180ZM185 99H187L186 97H185ZM31 99H29V101H30ZM40 100V99H39ZM52 100V96H51V99H50V101ZM142 100V99H141ZM140 100V101H141ZM147 100V99H146ZM15 101V100H14ZM48 101H49V99H48ZM132 101V100H131ZM139 101V103H141ZM165 101V100H164ZM180 101V100H179ZM3 102V101H2ZM23 102V101H22ZM33 102H35L34 100H32V103ZM44 102V101H43ZM53 102H51L52 103V105L54 104ZM68 102V103H67ZM167 102V101H166ZM174 102V101H173ZM183 102H187V101H183ZM21 103V102H20ZM24 103H26V102H24ZM36 103V102H35ZM34 103V104H35ZM69 103H71V104H69ZM134 103V102H133ZM138 103V104H139ZM168 103V102H167ZM170 104H171V102H169ZM176 103V102H175ZM180 104H181V102H179ZM37 104V103H36ZM144 104V103H143ZM149 104V103H148ZM147 104V102H145V105L146 106H150V104L148 105ZM152 104H154V102L152 103ZM156 104V103H155ZM182 104H184V103H182ZM47 105V104H46ZM106 105V106H105ZM108 105V106H107ZM145 105H143V106H145ZM173 105V104H172ZM179 105V104H178ZM186 105V104H185ZM32 106V105H31ZM31 106L30 105H27V104H24L23 106H21V107H19L20 109L19 110H22L23 112H26V113H29L28 111H29V109L31 108ZM37 106V105H36ZM43 106V105H42ZM45 106V105H44ZM48 106H50V105H48ZM47 106V107H48ZM60 106V105H59ZM174 106V105H173ZM18 107V106H17ZM32 107H34L35 108V106L33 105ZM57 107H58V105H57ZM63 107V108H64ZM138 107V106H137ZM139 107H140V105H139ZM141 107H142V104H141ZM152 107V106H151ZM151 107H150V109H151ZM178 107V106H177ZM176 107V108H177ZM182 107V108H183ZM33 108V109H34ZM38 108H41V107H38ZM38 108H36V111H42L43 112V110L42 109H38ZM52 108H56V104H54V106H51V107H49V109H52ZM61 108H62V106H61ZM131 108H133V107H131ZM147 108V107H146ZM149 108V107H148ZM164 108H166L167 109V107H164ZM169 108V107H168ZM179 108V107H178ZM180 108H181V106H180ZM179 108V109H180ZM181 108V109H182ZM14 109H16V106H15V108ZM38 109V110H37ZM48 109V108H47ZM71 109H73V111H74V115L72 114L73 112H72V110ZM134 109H136L135 107L132 109V110H134ZM153 109V108H152ZM170 109H171V107H170ZM180 109V110H181ZM1 110V109H0ZM17 110H18V108H17ZM28 110V111H27ZM54 111L56 110V109H53ZM59 110H61V109H59ZM139 110V109H138ZM141 110V109H140ZM142 110H143V108H142ZM173 110V109H172ZM174 110H175V108H174ZM178 110V109H177ZM183 110V109H182ZM181 110V111H182ZM50 111V110H49ZM56 111H58V108H57V110ZM64 111V110H63ZM135 111V110H134ZM162 111V110H161ZM17 112V111H16ZM31 112V111H30ZM33 113H34V111H32ZM51 112V111H50ZM139 112V111H138ZM143 112H145L144 110H143ZM176 112V111H175ZM183 111H182V113H184ZM26 113H23V114H26ZM36 113V112H35ZM49 113V112H48ZM56 113V112H55ZM61 113H63V114H61ZM135 114L137 113V111L136 112H134ZM134 113H132V116H133V114ZM139 113H141V112H139ZM152 113H153V111H152ZM151 113V114H152ZM181 113V112H180ZM180 113L178 114V113H164L163 115L161 114L160 116H164V119H165V122H166V120L168 119V121H169V118H172L173 116L174 117H177V118H179V119H177V121L178 120H181V118H182V113H181V115H180ZM17 114L20 116V115H22V113L20 112V111H18L17 112ZM30 114V113H29ZM28 114V116H25V115H23L24 117H22V118H26L27 120H25V122H27L28 120L30 121V119H31V122H33L32 124L33 125H35V124H37V126H38V124H39V122L37 121V118L36 117H38V115H41L40 113H36V114H38L37 116H35L34 115V117L36 118V120H35V118H33V117H31L32 115V113L29 115ZM60 114V115H59ZM72 114V115H71ZM138 114V113H137ZM136 114V115H137ZM144 114V113H143ZM143 114L142 115H138V117L139 116H143ZM157 114V113H156ZM160 114V113H159ZM50 115V114H49ZM135 115V116H136ZM155 115V114H154ZM153 115V116H154ZM158 115V114H157ZM157 115H155V118H156V116ZM4 116V115H3ZM8 116V115H7ZM30 116V118H27V117H29ZM42 116L44 117V115L42 114ZM41 116V117H42ZM147 116V115H146ZM183 116H185V115H183ZM1 117V116H0ZM42 117V118H43ZM173 117V118H174ZM5 118V117H4ZM33 118V119H32ZM39 118H40V116H39ZM42 118H41V120L40 119H38V120H40L41 121V123H40V125L39 126H41V124H42ZM51 118V119H50ZM140 118V117H139ZM138 118V119H139ZM20 119H21V116H20ZM43 119H47V118H43ZM135 120H136V117L134 118ZM24 120V119H23ZM71 120L74 122V124H76V127H75V129L74 128H70V124H72V125H74L73 123H70L71 122ZM143 119L141 118V120H139V121H142ZM154 120V119H153ZM171 120V119H170ZM173 120V119H172ZM38 122V123H35V122ZM46 121V120H45ZM138 121V120H137ZM137 121H136V123H137ZM144 121V120H143ZM175 121V120H174ZM169 122L170 124L172 123H174V124H177V121H175V122ZM191 121V120H190ZM192 121H194L193 119H192ZM197 121H199V120H197ZM47 123L45 124L46 126H48L47 128H49V127H51V126H49L50 125V122H48V119H47V121H46ZM146 122H148V121H145V123ZM153 122V121H152ZM155 122V121H154ZM153 122V123H154ZM164 121H163V123L164 124H166ZM183 122V121H182ZM202 122V121H201ZM204 122H203V124H204ZM24 123V122H23ZM23 123H21V124H23ZM29 123V122H28ZM134 124H135V126H137V124L135 123V121L133 122ZM142 123V122H141ZM140 123V124H141ZM152 123V124H153ZM162 123V124H163ZM169 123L168 124H166V125H164L163 124V126L165 127H169L170 128V125H169ZM184 123H185V120H184ZM187 123H188V121H187ZM15 124V123H14ZM20 124V123H19ZM20 124V125H21ZM44 124H42L43 126L42 127H44L45 125ZM147 124V123H146ZM173 124V125H174ZM207 124V125H208ZM26 125V124H25ZM53 125V124H52ZM142 125H143V123H142ZM141 125V126H142ZM187 125V124H186ZM185 125V126H186ZM207 125H205V127H207ZM37 126H33V127H35V128H37ZM46 126L44 127V128H40L39 129V133H37V134H39L40 135V130L41 129H43V130H41L42 132L43 131H45V128H46ZM55 126H53V127H51V128H53L52 130H50L51 128H49V129H46V131L48 130V134H46V132H43L42 134H43V137L42 136H38L37 134V136L39 137H37L36 136V138H38L37 140H35V143L34 144H37L38 142L37 141H39L40 140V138L42 137V140L43 139H45V137H44V135H50V131H51V133L54 131V128H55ZM144 126V125H143ZM142 126V128H144L145 129V127L147 128V126L148 127H150L148 124L145 126V127H143ZM152 126V125H151ZM163 126H161V127H163ZM172 126V125H171ZM199 126H200V124H199ZM198 126V127H199ZM202 126H204V125H202ZM201 126V127H202ZM212 126V127H211ZM12 127V126H11ZM30 127V126H29ZM32 127V128H33ZM73 127V126H72ZM154 127H155V125H154ZM165 127V129H167ZM174 127V128H173ZM179 127V126H178ZM177 127V128H178ZM200 127V128H201ZM214 127L212 128L213 130H215L214 129ZM132 128H133V126H132ZM152 128V127H151ZM177 128H175V125L174 126H172V130L173 129H177ZM188 128H191V127H188ZM202 128H204V127H202ZM22 129V128H21ZM148 129H150V128H148ZM158 129V128H157ZM165 129H163L162 130V128L160 129V130H162L163 132H164V130ZM171 129V128H170ZM183 129V128H182ZM186 128H184V130H185ZM196 129H198V128H195V130H193L194 131V133H196L197 132V130ZM35 131H37L38 129H34ZM33 130V131H34ZM154 130V129H153ZM152 130V131H153ZM179 128L177 129V130H175V132L177 131L178 133H179ZM205 130H207V128L205 129ZM213 130H211V131H213ZM15 131V130H14ZM28 131V130H27ZM33 132V133H36V132ZM144 132H146L145 130H143ZM150 132H151V130H149ZM149 131H147V132H149ZM169 129H168V133H169ZM190 131V130H189ZM191 131H192V128H191ZM190 131V132H191ZM196 131V132H195ZM200 131V130H199ZM208 131V130H207ZM206 131V132H207ZM210 131V132H211ZM2 132V131H1ZM7 132V131H6ZM12 132V131H11ZM30 132V131H29ZM32 132V131H31ZM38 132V131H37ZM144 132H142L141 131V134L142 133H144ZM146 132V133H147ZM150 132L148 133V135L150 134ZM154 132V131H153ZM166 132V131H165ZM176 132V133H177ZM183 132V136H185V134L187 135V132L184 134V131H182ZM189 132V134L188 135H190L191 136V134L192 133H190ZM205 132V133H206ZM216 132V131H215ZM32 133V134H33ZM45 133V134H44ZM171 133H174V131L173 132H171ZM209 133V132H208ZM222 133H224V132H222ZM11 134V133H10ZM19 134V133H18ZM20 134H21V132H20ZM29 134V133H28ZM31 134V133H30ZM152 134V133H151ZM154 134V137H155V133H153ZM153 134H152V136H153ZM175 134V133H174ZM180 134V133H179ZM201 134H202V132H201ZM216 134V133H215ZM16 135V134H15ZM145 135V134H144ZM157 136H158V134H156ZM166 135H168L167 133H166ZM182 135V134H181ZM198 135H200L199 133H197V136H195V137H198V139L196 138V140H200L199 139V137L200 136H198ZM224 134H222L221 136H223ZM12 136V135H11ZM11 136H9V140H11L10 138H11ZM22 136V135H21ZM26 136H28V135H26ZM146 136V135H145ZM152 136H150V137H152ZM163 136V135H162ZM164 136H165V134H164ZM183 136H179V138L181 137H183ZM190 136H189V138H190ZM193 136H194V134H193ZM192 136V137H193ZM206 137H207V135H205ZM210 136V135H209ZM226 136V135H225ZM227 136H229V135H227ZM55 137H53L54 139H56ZM59 137H61L62 139L61 140H59L58 141V139H59ZM133 137V138H134ZM139 137L140 136H138L137 135V139L136 140H138L139 139ZM142 137V136H141ZM140 137V138H141ZM149 137V136H148ZM153 137V138H154ZM174 137V136H173ZM176 137H177V135H176ZM186 137L187 136H185L184 137V139H186ZM191 137V138H192ZM206 137H205V139H206ZM211 137V136H210ZM215 137H216V135H215ZM233 137V138H234ZM2 138V137H1ZM4 138V137H3ZM3 138H2V141L4 142V146H6L7 147V142L9 143V141H8V139H6V138H8V136H6V138L3 140ZM153 138H151V139H153ZM163 138V137H162ZM201 138V137H200ZM212 138V137H211ZM227 138H229V137H227ZM13 139H15V138H13ZM13 139H12V141H10V144H8V146L10 147L11 145H13L14 147H16L15 146V144L17 143V142H14V144H13ZM18 139V138H17ZM142 139V141H141V143L143 144H145L146 146H144V147H147L148 145H147V143H145L146 141H144L143 140V138H141ZM140 139V140H141ZM145 139V138H144ZM147 139V138H146ZM158 139H159V137H158ZM161 139V138H160ZM178 139V138H177ZM204 138H202V140H203ZM222 140H224L223 138H221ZM24 140V139H23ZM23 140H21V141H23ZM63 140V141H62ZM149 140V139H148ZM147 140V141H148ZM173 140V139H172ZM193 141H194V139H192ZM196 140H195V143H196ZM218 140V139H217ZM219 140H220V138H219ZM222 140H220V141H222ZM52 141H53V143H52ZM60 141H61V143H60ZM161 141V140H160ZM163 141V140H162ZM188 141V140H187ZM204 141V140H203ZM202 141V142H203ZM209 141V139L206 141L205 140V142L207 143ZM212 141V143L214 142L213 140H211ZM227 141H228V139H227ZM226 141V142H227ZM40 143H46V141L44 140V142L42 141H39ZM156 142V141H155ZM186 142V141H185ZM184 142V143H185ZM198 142H200V141H198ZM197 142V143H198ZM0 143H1V141H0ZM44 143V144H45ZM187 143H189V141L187 142ZM186 143V144H187ZM191 143H193V142H191ZM206 143H202L203 145L205 144L206 145ZM52 144V145H51ZM81 147V146H83V145H88L89 146V149H90V157H93L92 159H93V161L90 159V157L89 156H87V157H89L87 160H85V159H82V158H80V155H76L77 154V152H80L79 151V149L78 148H80L78 145ZM140 144V143H139ZM138 144V145H139ZM141 144V145H142ZM160 144V143H159ZM162 144H163V142H162ZM169 143H167V145H168ZM211 143H210V141H209V144H207L208 146L210 145ZM219 144L221 145V146H219ZM27 145H28V143H27ZM47 145V144H46ZM45 145V146H46ZM49 145H48V147H45V149H44V147H42L44 150H46L47 148H49ZM55 145H57V146H55ZM137 145V146H138ZM140 145V146H141ZM197 145H201V144H197ZM203 145H201L202 147H203ZM211 145V146H212ZM231 145V144H230ZM235 145V146H234ZM36 146H39V145H36ZM36 146H35V148H36ZM41 146V145H40ZM37 147V148H41V147ZM42 146H43V144H42ZM157 146H159V145H157ZM157 146H155V147H157ZM160 146H162L161 144H160ZM159 146V147H160ZM182 146V145H181ZM188 146V145H187ZM191 146V145H190ZM196 146V145H195ZM207 146V147H208ZM227 146V145H226ZM225 146V147H226ZM229 146V145H228ZM12 147V146H11ZM52 147V148H51ZM180 147V146H179ZM179 147H177V149H179ZM183 147V146H182ZM181 147V148H182ZM185 147V146H184ZM183 147V148H184ZM198 147V146H197ZM201 147V148H202ZM210 147V146H209ZM208 147V148H209ZM2 148V147H1ZM8 148V147H7ZM20 148V147H19ZM18 148V149H19ZM88 148V147H87ZM141 148H143V147H141ZM140 148V149H141ZM151 148V147H150ZM158 148V147H157ZM162 148H163V146H162ZM165 148V147H164ZM208 148H205V149H208ZM5 149V148H4ZM10 150L11 149H13V148H9ZM14 149H17V147L16 148H14ZM13 149V150H14ZM52 149V150H51ZM78 149V150H77ZM139 149V150H140ZM185 149H187L186 147H185ZM198 149H200V148H198ZM210 149H212V147L210 148ZM223 149V148H222ZM226 149H227V147H226ZM229 149V148H228ZM41 150V149H40ZM145 149H141V152H143ZM174 150V149H173ZM184 150V149H183ZM183 150H181V151H183ZM193 150H195L194 148H193ZM201 150V149H200ZM1 151V150H0ZM12 151V150H11ZM14 151H16V150H14ZM21 151V150H20ZM35 151V150H34ZM47 151V150H46ZM89 151V150H88ZM93 151V152H92ZM156 151H158V150H156L155 149V151L154 152H156ZM164 151V150H163ZM175 151V150H174ZM173 151V152H174ZM178 151V150H177ZM176 151V152H177ZM180 150L177 152V153H179V154H182V152H181ZM207 151H209V150H207ZM10 152V151H9ZM25 152V151H24ZM37 151H35V152H33L32 151V153L34 154V153H36ZM43 152H45V151H43ZM42 152V153H43ZM151 152H153V151H151ZM153 152V153H154ZM176 152H175V154H174V156L176 155ZM181 152V153H180ZM185 152H186V150H185ZM191 152H194V151H192V149H191ZM201 152H203V151H201ZM226 152V151H225ZM12 153H13V151H12ZM21 153H22V151H21ZM26 153V152H25ZM31 153V152H30ZM46 153V152H45ZM88 153V152H87ZM159 153V152H158ZM169 153V152H168ZM190 153V152H189ZM195 153H196V151H195ZM198 153H199V151H198ZM197 153V154H198ZM210 153H211V151H210ZM227 153V152H226ZM14 154H15V152H14ZM17 154V153H16ZM37 154V153H36ZM36 154L34 155V158L33 157H30V160H31V163H32V166H31V170H33L32 169V167L34 168V166L33 165H35V163H36ZM38 154L39 155H41L39 152H38ZM63 154V155H62ZM146 154V153H145ZM148 154V153H147ZM191 154V153H190ZM194 154V153H193ZM202 154V153H201ZM200 154V155H201ZM223 154V153H222ZM225 154V153H224ZM18 155V154H17ZM23 156H24V154H22ZM22 155H21V157H22ZM26 155V154H25ZM39 155H37V156H39ZM54 155V153H53V156H55ZM93 155V156H92ZM138 156V154H135L134 156ZM150 155V154H149ZM148 155V156H149ZM151 155H152V153H151ZM156 155V154H155ZM170 155V154H169ZM168 155V156H169ZM195 155V154H194ZM194 155H192V156H194ZM11 156V158H12V155H10ZM15 156V155H14ZM13 156V157H14ZM31 156H33V155H31ZM42 156H43V154H42ZM73 156H74V158H73ZM76 156H78V157H76ZM144 156H147V155H144ZM173 156V155H172ZM171 155H170V157H172ZM177 156V155H176ZM192 156H190V157H192ZM215 156V157H214ZM6 157V156H5ZM177 157H179V156H177ZM177 157H175V160H176V158ZM188 157V156H187ZM7 158H10V157H7ZM16 158V157H15ZM24 158V157H23ZM22 158V159H23ZM31 158H33V159H31ZM38 158V157H37ZM42 158H44V157H42ZM142 158V157H141ZM144 158H146V157H144ZM143 158V159H144ZM152 158V157H151ZM174 158V157H173ZM6 159V158H5ZM36 161H35V160ZM45 159V158H44ZM90 159V160H89ZM96 159V166H94V165H92V164H95V160ZM154 159V158H153ZM165 159V158H164ZM163 159V161H165ZM178 159V158H177ZM192 159V158H191ZM21 160V159H20ZM19 160V161H20ZM33 160H34V162H33ZM40 160V159H39ZM43 160V159H42ZM65 160H67L66 162H65ZM194 160V159H193ZM194 160V161H195ZM14 161V160H13ZM12 161V162H13ZM45 161H47V160H45ZM49 161V160H48ZM55 161H52V162H50V164L51 163H54V164H56L55 163ZM65 163H64V162ZM148 161V160H147ZM174 160L172 159L171 160V162H173ZM188 161H189V158H188ZM21 162V161H20ZM38 162V161H37ZM43 162H44V160H43ZM134 162V161H133ZM154 162V161H153ZM161 163H163L162 162V160L160 161ZM165 162H167L168 163V160L167 161H165ZM47 163H49V162H47ZM91 163V164H90ZM98 163V164H97ZM152 163V162H151ZM167 163H164V165H166ZM169 163H170V159H169ZM168 163V164H169ZM184 163V162H183ZM185 163H187V162H185ZM184 163V164H185ZM189 163V162H188ZM187 163V165H189ZM14 164V163H13ZM12 164V165H13ZM54 164H52L51 166H56V165H54ZM60 164H61V166H60ZM75 164V163H74ZM142 164V163H141ZM146 164V163H145ZM149 164V163H148ZM9 165V164H8ZM7 165V166H8ZM31 165V164H30ZM38 165H40V163L38 162ZM38 165L37 166H35V167H37L38 168V170L39 169H41V168H43V167H41V168H39L38 167ZM46 165V167L47 166H49V165H47V164H45ZM44 165V163H43V166H45ZM99 165V166H98ZM174 165H176V164H174ZM180 165V164H179ZM193 165V164H192ZM191 165V163H190V165H189V167H191L192 166ZM6 166V167H7ZM16 166V165H15ZM21 166V165H20ZM50 166V167H51ZM143 166V165H142ZM163 166V165H162ZM169 166H170V164H169ZM19 167V166H18ZM47 168V169H49V171H50V169L51 168H55V169H57L56 167H51V168ZM146 167V166H145ZM150 168H148V169H144V172H145V174L146 175H150L151 177L150 178H152V177H154L155 175H157L158 177H162L163 175H161L160 173L162 172V170L161 169H158L156 166H155V164L153 165L152 164V167L151 166H149ZM164 167V166H163ZM184 167H186V164H185V166ZM193 167V166H192ZM192 167L190 168V171H191V169H192ZM22 168V167H21ZM62 168V169H63ZM142 168V167H141ZM166 168H168V167H166ZM172 167H170V169H171ZM188 168V167H187ZM3 169V168H2ZM7 169H8V167H7ZM19 169V168H18ZM26 169H27V166H26ZM29 169V168H28ZM43 169H45V167L43 168ZM53 169L51 170L52 172H53ZM59 169V168H58ZM55 170V171H58L59 173L61 172V171H59V170ZM135 169V168H134ZM140 169V168H139ZM169 169V168H168ZM173 169V168H172ZM171 169V170H172ZM175 169V168H174ZM182 169V168H181ZM181 169L180 170H178V171H181ZM5 170V169H4ZM3 170V171H4ZM34 170H35V168H34ZM37 170V169H36ZM35 170V171H36ZM46 170V169H45ZM61 170V169H60ZM64 170V169H63ZM137 170V169H136ZM142 170V169H141ZM140 170V171H141ZM193 170V169H192ZM7 171V170H6ZM27 171V170H26ZM43 171V170H42ZM50 171V172H51ZM185 171V170H184ZM184 171H182V172H184ZM186 171H188V170H186ZM186 171H185V173H186ZM14 173H15V171H13ZM25 172V171H24ZM46 172V171H45ZM48 172V171H47ZM49 172V173H50ZM58 172H56L57 174H59ZM63 172H61V173H63ZM138 172V171H137ZM172 172H173V170H172ZM11 173H12V171H11ZM13 173V174H14ZM18 173V172H17ZM20 173V172H19ZM26 173V172H25ZM35 173H38V172H35ZM60 173V174H61ZM143 173V172H142ZM142 173H141V175H142ZM175 173V172H174ZM180 173V172H179ZM192 173L194 174V171H192ZM6 174V173H5ZM8 174V173H7ZM22 174V173H21ZM41 174V173H40ZM40 174H38V175H40ZM42 174H43V172H42ZM44 174H46V173H44ZM169 174V173H168ZM177 174V173H176ZM175 174V175H176ZM184 173H182L181 175L180 174H178V175H180V177L182 176V177H184V175H183ZM18 175V174H17ZM20 175V174H19ZM38 175H36V177L38 176ZM48 175H50V174H47V177H48ZM63 175V174H62ZM62 175H61V177H62ZM66 174L64 173V175H63V177L62 178H65V181L64 182H69V181H71L70 180V178L72 177V176H67V177H64ZM153 175V176H152ZM160 175V176H159ZM164 175H166V174H164ZM172 175H173V173H172ZM175 175H174V179H175ZM9 176V175H8ZM57 176H59V175H57ZM75 176V178L74 177H72V180H73V178H74V180L76 181L77 180V182H76V184L78 183L79 184V182H81V180H79V179H77V178H80V177H76ZM189 176V175H188ZM193 176V175H192ZM12 177V176H11ZM20 177V176H19ZM25 177H27L26 176V174H25ZM30 177V176H29ZM34 178H36L35 176H33ZM44 177V176H43ZM60 177V176H59ZM69 177V180L67 179ZM98 177V178H97ZM164 177V176H163ZM167 177H170V176H167ZM172 177L173 176H171V178L170 179H172ZM177 177V176H176ZM180 177H178V178H180ZM181 177V178H182ZM17 178V177H16ZM39 178V177H38ZM38 178H36L37 180H38ZM97 178V179H96ZM99 178H101V179H99ZM21 179H22V181L25 179H23L22 177H21ZM20 179V180H21ZM27 179V178H26ZM40 179H44V180H46L45 182H46V184H45V186H47L48 185V183H47V181L49 180H47V178H41V176H40ZM67 179V180H66ZM93 179V180H92ZM139 179V178H138ZM170 179H169V181H170ZM16 180V179H15ZM37 180H35V181H33V182H36L34 185H37L36 187H40V186H42V185H39L38 183L40 182V184H43L44 183V181H43V183L41 182V180L39 181L38 180V182H37ZM59 180V179H58ZM74 180H73V182H74ZM96 180V181H95ZM176 180H178V179H176ZM176 180H174V181H176ZM4 181V180H3ZM9 181H10V179H9ZM16 181H18V180H16ZM79 181V182H78ZM166 181V180H165ZM183 181V180H182ZM19 182V181H18ZM24 182H26V180L25 181H23V183ZM30 182H32V181H30ZM33 182H32V185H33ZM67 182L66 183H63V184H67ZM72 182V181H71ZM71 182H69L67 185H68V187H70L71 185H70V183ZM149 182V181H148ZM16 182L14 181V184H13V182H12V185L14 186V188L16 189L17 187L19 188V187H21V186H17L16 184H15ZM20 183V185H21V181L19 182ZM49 183H51V182H49ZM59 183V182H58ZM58 183H56L57 185H58ZM85 183V182H84ZM141 183V182H140ZM7 184H9L8 182H7ZM6 183H5V186L7 185ZM25 184V183H24ZM24 184H22L23 185V187L26 189V186H28V185H26V186H24ZM71 184H73V183H71ZM76 184H75V182H74V185L76 186ZM93 184H95V185H93ZM136 185L137 187H135V186H132V185ZM1 186V189H2V186L4 187V188H7V186L5 187L4 186V184L2 185V184H0ZM10 186H11V184H9ZM39 185V186H38ZM12 186V187H13ZM31 186V185H30ZM45 186H43V188L45 187ZM49 186H50V184H49ZM60 187H61V184L59 185ZM59 186H55V184L54 185H52L51 184V189H52V191H50L51 189L48 187V189L45 187V189H42V187H40L42 190H46V192L48 193V196H50L51 195V193H49V191L50 192H53L52 194H54L55 192H57L58 190H56V189H58V187ZM64 185H62V187H63ZM131 186H132V190H133V188L134 189H140V191H141V189H143L141 192H136V190L135 191H133V193L131 194ZM35 186H34V188H36ZM52 187H54L55 189H53ZM65 188L67 187V186H64ZM59 188V189H65V188ZM67 187V188H68ZM22 188V187H21ZM23 188V189H24ZM34 188H32V189H34ZM39 188V189H40ZM79 188V189H80ZM28 191H29V186H28ZM32 189H30V192H28L27 190V192H28V194L29 193H33V191H31ZM38 188H36V191H38L39 190ZM40 189V190H41ZM69 189V188H68ZM76 189V190H75ZM2 190H4L5 191V189H2ZM35 190V189H34ZM41 190V191H42ZM49 190V191H48ZM72 190H73V193H72ZM78 190V191H77ZM83 190V191H82ZM89 190H90V192H89ZM12 191V190H11ZM16 191H19V190H16ZM20 191H21V189H20ZM76 191H77V193H76ZM5 192H10V191H8V190H6ZM4 192V193H5ZM24 192V190L22 191V192H20L21 194ZM40 192V191H39ZM38 193V192H37ZM37 193H35V194H37ZM46 193V194H47ZM62 193V192H61ZM72 193V195H70ZM76 195H75V194ZM89 193H91V194H93L92 196L89 194ZM10 194H11V192H10ZM27 194V195H28ZM35 194H33V195H35ZM40 194V196L38 197L39 199L41 198V200L42 199H44L43 201H40V202H42V203H44V201H45V203H46V201H47V199H48V196H45L46 194L45 193H38V195ZM45 194V195H44ZM81 194V193H80ZM79 194V198H81L82 197V194L80 195ZM25 195V194H24ZM30 195V194H29ZM65 195V196H64ZM69 195L71 196V197H69ZM1 196V195H0ZM7 196V195H6ZM9 196V195H8ZM7 196V197H8ZM45 196V197H44ZM52 196V195H51ZM74 196V198H72ZM24 197V196H23ZM32 197V196H31ZM35 197H37V195H35L34 196V198ZM43 197V198H42ZM68 197L70 198V199H68ZM9 198V197H8ZM7 198V199H8ZM34 198H30V200L31 199H34ZM45 198H46V200H45ZM89 198V199H90ZM96 198H97V200L99 201V202H96ZM11 199V198H10ZM26 199H27V197H26ZM52 199V198H51ZM51 199H49V200H51ZM56 199V198H55ZM87 199V198H86ZM86 199H85V197H84V200L86 201ZM18 200V199H17ZM28 200H29V198H28ZM48 200V201H49ZM53 200V199H52ZM27 201V200H26ZM48 201H47V205H48ZM59 201H57V202H59ZM82 201V200H81ZM35 202V201H34ZM39 202V201H38ZM50 202V201H49ZM55 202V201H54ZM63 202V203H62ZM88 202H90L89 200H88ZM87 202V203H88ZM1 203V202H0ZM72 203V204H71ZM91 203V202H90ZM6 204V202L3 204V205H5ZM15 204V203H14ZM55 204V203H54ZM133 204H139V205H137V206H135V207H133ZM1 206H2V204H0ZM7 205V204H6ZM25 205H27V204H25ZM33 206H34V204H32ZM35 205H36V203H35ZM38 205V204H37ZM46 205V204H45ZM51 205V204H50ZM61 205V206H60ZM84 205V204H83ZM8 206H10V205H8ZM12 206V205H11ZM33 206H31V207H33ZM39 206V205H38ZM43 206V205H42ZM55 206H56V204H55ZM54 206V207H55ZM56 206V208H58ZM78 206H80V207H78ZM3 207V206H2ZM70 207V208H69ZM76 208V210H75V208ZM84 207V206H83ZM86 207V206H85ZM91 207V206H90ZM36 208V207H35ZM87 208H88V205H87ZM27 209H28V206H27ZM32 209V208H31ZM47 209V206H46V208H45V210ZM85 209V211H86V208H83V210ZM91 210H92V208H90ZM141 210V219H142V221H137V220H135L137 217H138V215H137V213H135V211L136 212H138L137 210ZM2 210V209H1ZM17 210V209H16ZM35 210V209H34ZM49 210V209H48ZM51 210H52V208H51ZM67 210V211H66ZM82 210V209H81ZM91 210H89V211H91ZM94 210V209H93ZM92 210V211H93ZM3 211V210H2ZM25 212H26V210H24ZM29 211H31V210H29ZM87 211H88V209H87ZM4 212H6V211H4ZM14 212V211H13ZM53 212V211H52ZM60 212V213H59ZM2 214H3V212H1ZM0 213V214H1ZM8 213V212H7ZM10 213V212H9ZM33 213V212H32ZM67 213H69V212H67ZM81 213V212H80ZM84 213V212H83ZM89 213V212H88ZM94 213V212H93ZM58 214H57V216H58ZM25 215V214H24ZM30 215V214H29ZM33 215V214H32ZM66 215V216H65ZM1 216V215H0ZM8 216H9V214H8ZM31 216V215H30ZM70 216V215H69ZM89 216V215H88ZM53 217V216H52ZM59 217V220H61L60 219V216H58ZM70 217V218H71ZM80 217H82L81 215H80ZM143 217V218H142ZM7 218V217H6ZM13 218V217H12ZM15 218V217H14ZM27 218H28V216H27ZM44 218V217H43ZM46 218V217H45ZM56 218V217H55ZM2 219V218H1ZM32 219H33V217H32ZM39 219V218H38ZM63 220H61V223L62 222H64L65 220H64V218H62ZM95 219V220H94ZM140 219V218H139ZM14 221V220H17V219H10V221ZM30 220V219H29ZM40 220H41V218H40ZM47 220H48V218H47ZM57 220V219H56ZM79 220V219H78ZM81 220V219H80ZM92 220V221H91ZM94 220V221H93ZM99 219H98V221H100ZM33 221V220H32ZM5 222V221H4ZM9 222V221H8ZM16 222V221H15ZM14 222V223H15ZM22 222V221H21ZM25 222V221H24ZM51 222V221H50ZM76 222V223H75ZM28 223V222H27ZM43 223V222H42ZM41 223V224H42ZM57 223V222H56ZM56 223H51V224H55V225H57ZM84 223H86L85 225H84ZM1 224V223H0ZM17 224V223H16ZM19 224V223H18ZM22 224V223H21ZM20 224V225H21ZM26 224V223H25ZM51 224L49 223V225L51 226ZM11 225V224H10ZM23 225V224H22ZM59 225V224H58ZM57 225V226H58ZM61 225H63V226H61ZM66 225H65V227H66ZM70 226V227H72V230H70L71 228L68 226V229L70 230V233H71V235H70V237L71 236H73L72 235V233H73V231H74V227L73 226ZM98 225H100V226H98ZM3 226V225H2ZM29 226V225H28ZM48 227V226H46L45 228H44V231H45V229L46 228H51V227ZM9 228V225L8 226H6V228ZM12 228H14V226H11ZM15 227H17V226H15ZM24 227V226H23ZM25 227H26V225H25ZM24 227V228H25ZM60 227H64V224H60ZM59 227V228H60ZM65 227L64 228H61V229H63L64 231H65ZM82 227V226H81ZM5 228V227H4ZM3 228V229H4ZM8 228H7V230H8ZM12 228H10V229H12ZM18 228V227H17ZM27 228V227H26ZM33 228V227H32ZM53 228H54V226H53ZM83 228H81L80 230H77L78 232H79V235L81 234V232L80 231H83L82 229ZM2 229V230H3ZM9 229V230H10ZM28 229V228H27ZM40 229V228H39ZM48 229V230H49ZM52 229V228H51ZM51 229H50V231H51ZM55 229V228H54ZM54 229L52 230V231H54ZM57 229H58V227H57ZM1 230V229H0ZM47 230V229H46ZM56 230V229H55ZM5 231H6V229H5ZM10 231H14V230H10ZM18 231V230H17ZM22 231H23V228H22ZM58 231H59V229H58ZM58 231H55V232H51V233H56L57 234V232ZM72 231V232H71ZM99 231H100V233H99ZM4 232V231H3ZM15 232H16V230H15ZM48 232V231H47ZM61 233H62V231H60ZM60 232H58V234L60 235ZM78 232H75V233H77V235H78ZM90 232V233H89ZM7 233H10V232H7ZM18 234L20 233V232H17ZM24 233H25V229H24ZM26 233H28V231L26 232ZM67 233V232H66ZM65 233V234H66ZM83 233H84V231H83ZM82 233V234H83ZM4 234V233H3ZM10 234H12V233H10ZM18 234H17V236H18ZM21 234V233H20ZM49 234V233H48ZM47 234V235H48ZM62 234H64V233H62ZM61 234V235H62ZM64 234V235H65ZM68 234V233H67ZM84 234H86V233H84ZM84 234L82 235V237L84 236ZM96 234V235H95ZM22 235H24V234H22ZM29 235V234H28ZM52 235V234H51ZM50 235V236H51ZM54 235V234H53ZM87 235V234H86ZM11 236H13V234L11 235ZM27 235L25 234L24 235V237H26ZM74 236H75V234H74ZM0 237H1V235H0ZM3 237V236H2ZM15 237H16V235H15ZM22 237V236H21ZM54 237H55V235H54ZM60 237V236H59ZM58 237V238H59ZM69 237V238H70ZM81 237V235H80V239L82 238ZM4 238V237H3ZM8 237L6 236V239H7ZM51 238V237H50ZM64 238V237H63ZM62 238V239H63ZM66 238H67V236H66ZM72 238V237H71ZM77 238H79V236H77ZM2 238H0V240H1ZM14 239V238H13ZM24 239V241H25V238H23ZM28 239H30L29 237H28ZM55 239V241L57 242V238L55 237L54 238ZM75 239H76V237H75ZM5 240V239H4ZM48 240V239H47ZM50 241H51V239H49ZM59 240V239H58ZM72 240V239H71ZM8 241V240H7ZM6 241V242H7ZM10 241V240H9ZM14 241V240H13ZM17 241V240H16ZM26 241H28L27 240V237H26ZM43 241V240H42ZM52 241H53V239H52ZM55 241L54 242H51L52 244L54 243L55 244ZM72 241H74V240H72ZM71 241V242H72ZM89 241H90V239H89ZM31 242V241H30ZM40 242V241H39ZM49 242V241H48ZM48 242H46L47 243V245H50V244H48ZM59 242V241H58ZM62 243L63 242H65V239H64V241L62 240L61 241ZM61 242L59 243V244H57L56 243V247H57V249L59 248L60 250H61V248H60V244H61ZM71 242H70V245H71ZM78 242H79V240H78ZM91 242V241H90ZM12 243V242H11ZM33 243V242H32ZM67 243V242H66ZM66 243H65V245H66ZM69 243V242H68ZM82 243V242H81ZM91 243H93V242H91ZM2 243H0V245H1ZM9 244V243H8ZM18 244V243H17ZM40 244V243H39ZM52 244H51V247H52ZM54 244H53V247H52V249L53 248H55L54 247ZM76 244V245H75ZM79 243H77L76 241H74V248H72L69 244H67V245H69L72 249H75V247H76V249H75V251L76 252H78L77 250H78V248H77V245H78ZM5 246L7 245V244H4ZM12 245V244H11ZM14 245V244H13ZM20 245V244H19ZM22 245V244H21ZM24 245V244H23ZM46 245V244H45ZM59 247H58V246ZM62 245V244H61ZM87 245V244H86ZM3 246V245H2ZM2 246H1V248H2ZM5 246H4V248H5ZM8 246V245H7ZM25 246H27V245H25ZM64 246V245H63ZM82 246V245H81ZM85 246V245H84ZM97 246H95V248L97 247ZM100 246V247H99ZM20 247V246H19ZM18 247V248H19ZM23 247V246H22ZM50 247V248H51ZM62 247V246H61ZM6 248H8L9 249V247H6ZM5 248V249H6ZM11 248V247H10ZM14 248V247H13ZM21 248V247H20ZM24 248V247H23ZM30 248V247H29ZM41 248V247H40ZM90 248V247H89ZM14 249H16V248H14ZM22 249V248H21ZM25 249V248H24ZM23 249V250H24ZM44 249V248H43ZM46 249V248H45ZM82 249H84L83 247H82ZM87 249V248H86ZM10 251H11V249H9ZM27 250H28V248H27ZM40 250H42V249H39V251ZM49 250V249H48ZM89 250V249H88ZM87 250V251H88ZM101 250V249H100ZM98 251L97 249H96V251H98V252H101V251ZM113 250V251H114ZM3 251H5V250H3ZM7 251V250H6ZM29 251V250H28ZM44 251V250H43ZM55 251V250H54ZM68 251V250H67ZM84 251V250H83ZM89 251H91V253H92V249L90 248V250ZM95 250H93V252H95V254L97 253ZM16 252H17V250H16ZM16 252H14V253H16ZM20 252H21V250H20ZM24 252V251H23ZM34 252H35V249H34ZM45 252V251H44ZM43 252V253H44ZM61 252H62V250H61ZM66 252V251H65ZM65 252H62V253H65ZM75 252V253H76ZM80 252H81V250H80ZM84 252H86V251H84ZM83 252V253H84ZM6 253V252H5ZM11 253V252H10ZM9 253V254H10ZM27 253V252H26ZM32 253V252H31ZM41 253V252H40ZM58 255H60L61 253L58 251ZM72 253V252H71ZM71 253H69V254H71ZM0 254H2V253H0ZM7 254V253H6ZM6 254H5V257H6ZM9 254H7V255H9ZM19 254V253H18ZM38 254V253H37ZM48 254V253H47ZM51 254V253H50ZM66 255H67V252L65 253ZM68 254V255H69ZM89 254V253H88ZM95 254H93V255H95ZM99 254H101V253H99ZM105 254H106V252H105ZM112 254V253H111ZM22 255V254H21ZM24 255H25V253H24ZM31 255H33V254H31ZM80 255H81V253H80ZM90 255V254H89ZM12 256V255H11ZM11 256H9L8 258H10ZM13 256H15V255H13ZM12 256V257H13ZM17 256V255H16ZM26 256V255H25ZM61 256H64V255H62L61 254ZM61 256H59L60 258H61ZM75 256V255H74ZM74 256H70V257H72V263L75 261V258H73ZM76 256H77V254H76ZM98 259L100 258V255H98L97 256V254L95 255ZM102 256V255H101ZM114 256V255H113ZM113 256L111 255L110 257H109V261H107V262H110V261H112V260H110V258L112 257L113 258ZM1 257V256H0ZM37 257V256H36ZM58 257V256H57ZM66 257H69V256H66ZM78 257V256H77ZM81 257H83V256H81ZM80 256L78 257V258H81ZM89 257V256H88ZM90 257H91V255H90ZM89 257V258H90ZM92 257H94V256H92ZM3 258V257H2ZM18 258H20V257H18ZM59 258V259H60ZM63 258H65V257H63ZM86 258H87V256H86ZM85 258V259H86ZM88 258V259H89ZM106 258V257H105ZM12 259V258H11ZM13 259H14V257H13ZM17 259V257L15 258V260ZM24 259V258H23ZM45 259V258H44ZM48 259V258H47ZM66 259V258H65ZM68 259H71V258H68ZM104 259V258H103ZM116 259H114V260H116ZM0 260H1V258H0ZM5 260H7V258L5 259ZM82 260V259H81ZM87 260V259H86ZM86 260H84V262L86 261ZM90 260H92L95 264H97V262L95 261V258L94 259H91L90 258ZM90 260H89V264H90ZM102 260V259H101ZM100 260V261H101ZM24 261H26L25 259H24ZM46 261V260H45ZM45 261H42V262H44L45 263ZM56 261H58V260H56ZM67 261H70V260H67ZM66 260L64 261V263L65 262H67ZM18 262V261H17ZM28 262V261H27ZM60 262V261H59ZM70 262V263H71ZM79 262V261H78ZM86 262H88V261H86ZM93 262H91V264H94ZM102 262V261H101ZM100 262V263H101ZM105 262H106V260H105ZM106 262V263H107ZM3 263H5V262H3ZM2 263V264H3ZM14 263V262H13ZM24 263V262H23ZM58 262H56V264H57ZM117 263V262H116ZM117 263V264H118ZM5 264H7V263H5ZM9 264H10V262H9ZM21 264V263H20ZM30 264H31V262H30ZM59 264V263H58ZM63 264V263H62ZM68 264H69V262H68ZM74 264V263H73ZM79 264H80V262H79ZM84 264V263H83ZM88 264V263H87ZM98 264H99V262H98ZM102 264V263H101ZM105 264V263H104ZM113 264H114V261H113Z\"/></svg>","mask_w":264,"mask_h":264},{"label":"rangeland","instance_id":"374dc122","mask_svg":"<svg viewBox=\"0 0 264 264\" xmlns=\"http://www.w3.org/2000/svg\"><path fill=\"white\" fill-rule=\"evenodd\" d=\"M5 1H6V3H5ZM3 0L2 2H3V4H1V2H0V4H1V8H3L2 6L4 5V9L5 10H8L9 9V14H10V12L11 13H15V12H12L11 10H14L15 11V9H16V7L17 6H19L20 7V5H21V8H18L17 7V9H16V11L18 10V12H16V13H19V15L21 16V18L20 19H22V21H23V19L25 18V20L23 21V25L22 26H24V27H22V26H20L21 24H22V22H21V20L19 21V24H18V20L15 22V23H13V17L11 16V15H9V14H7V15H9V17L7 16V21H8V18H11L10 19V21L12 20V22H7V23H9L10 25H13V26H8V24L6 25V26H8V27H3V25H2V27H0V49H1V51H0V141H1V143H0V184H4V186H5V183L7 184V182L9 183V184H11V186L9 185V184H7L6 186H7V188H4L3 186H2V189H5V191L6 190H8V191H10L11 192V194H10V192H5L4 190H2L1 189V187H0V204H2V206L0 205V213L1 212H3V214L1 213L0 215V235H1V237L0 238H2L1 240H0V243H2L1 245H0V253H2V254H0V258H1V260H0V264H2L3 262H5V263H7V264H9V262H10V264H30V262H31V264H56V262H58L59 264H68V262H69V264H79V262H80V264H89V260H90V258L91 259H94L95 258V261L97 262V264H98V262H99V264H113V261H114V264H117L118 263V261H117V259H116V257H115V250H114V248H111V250L110 249H108V251H107V249H106V251H105V248H103V246H102V248H98V244H95L96 242H94V241H92V239L91 238H93V240L94 239H96L97 238V236L96 237H93L92 235V233H94L95 231H96V229L98 230V228H95V226L94 225H96V227H97V223L98 224H100L101 223V221L102 220H100V218H98L100 221H98V219H96V217L98 216L97 215V213H99L97 210H96V208L99 206H97V207H94L93 206V204H94V201L93 200H91L93 197H95V196H93L92 198H88V197H86V194H87V192H88V188H87V191L86 190H84V194H85V192H86V194H85V196H83V192H81V188L83 187L84 188V186L86 185V186H88V184H92V183H95L96 184V182H92V181H89V180H86L85 181V179H83L82 178V176H81V174L79 175V176H76V174L77 173H79L78 171H77V169L75 170V167H72V166H76L77 164H76V160L74 161L73 160V163H72V166H70L71 168V170L74 168V172L75 171H77V173L73 176V175H67V173L68 172H70L68 169V166L69 165H71V163L69 164L68 162L70 161L71 162V160L70 159H72V158H70V157H72L68 152L67 153H65L66 155H67V157L66 158H68V156H69V159H68V162L67 163H65L67 160H65V164H67V165H65V168H63L64 166H61V164L62 165H64L63 163H62V161L60 162V160H64V159H66V158H64L66 155H64V157H62V158H60L59 156H61L60 155V153H64V151H66V147H64V146H61V144L59 145V142H57V144H58V148L57 147H54V145H52L53 146V149H56L55 151L57 152V150H60L59 149V147H61L62 148V150L63 151H61L59 154H56L57 155V157H56V155H55V151H52V153H51V151H50V142H49V140L51 141L52 139H53V141H54V143L57 141V136L55 137V134H54V132H55V130L57 129L56 127L58 126L59 127V125H54V123H51L50 121H49V118L47 117V116H51L52 117V115L53 114H55V115H53V116H58L57 114V112H63V113H61V114H63V116L64 115H66L67 116V114H65L66 113V110L65 109H67L66 107H68L69 106V111H67V113L68 112H70L71 113V111H70V105H68V104H66V102H65V107H64V103H62V104H60L61 102L60 101H64V96H62L63 97V99L61 98V94H59V93H61V91H62V94L63 95H68V96H66V98H65V101H67V97H69L71 94H70V92H69V88H71V91H72V86L74 87H76V86H78L79 84H77L76 82V84L75 85H73V83H74V81H80V79H81V77L83 76V74L84 73H87V71L86 72H80V71H84V69H86V68H84V66H82V65H80V64H82V63H80V62H82L81 61V59H79L80 58V56L77 58L76 56H74L75 58H76V63H74V61L72 62L68 57H66L67 56V54H66V52H67V49H68V46H70V48H72V45H74L75 46V48H77L78 49V47L79 48H82L83 46H84V44L87 42V43H89V41H87L88 39L90 40V38L92 39V37H93V34H92V29L93 30H96V28H93L94 26H93V24L95 23V21H99V17H100V20H102L101 19V17H103L104 16V18H103V21L105 20L106 22H108L109 21V18H110V20H112V14H113V18H114V16H115V19H116V17H118V16H116V11L115 10H112L113 11V13H112V11L110 10V9H112V8H110V6H108L107 5V2H110V1H112V0H101V1H103V5H101V3H100V5L101 6H98V3L100 2V1H93V0H88L89 2L91 1H93L94 3H96L97 2V6L100 8V9H97V6H92L91 4V2L90 3H88L87 2V0H83L84 2L86 1L87 2V4H88V7H91L92 6V8H94V9H90V11H89V9H88V7L86 6L85 7V5H86V3H84L83 2V4H80L79 6H78V4H75V2L74 1H79V0H66V1H64L63 0V2H62V4H60L61 3V1L60 0H58V1H56V9L54 8V6H52L53 7V11H52V13L51 12H46V10H49V11H51L52 9V7L50 6H45V7H47V8H45V7H39L38 6V8H39V10H38V8L36 9V11L37 12H39V13H41V14H39L38 16H42L43 15V13L45 14V12L46 13H49V14H45V16L48 18L47 20H48V22H49V19H51V21H50V23H48V22H46L47 24H48V26H46V24L45 23H43V21L45 20V21H47L46 19H44V18H46V17H43V20H41V16L40 17H36V20L38 19L39 20V18H40V20L42 21V23L44 24V25H41V27H40V22H38V21H36L37 23H38V25L36 24V22H35V24H32L31 22H33L34 23V16H36V15H33V14H37V13H35V12H32L33 10H28L31 6H27V5H29L30 3H31V5L33 4V2H30L29 4H28V2L29 1H31V0H26V5L25 4H23V1H25V0H21L20 1V3H19V0ZM13 1V2H12ZM14 1H15V3L16 4H19V5H16V7H15V3H14ZM28 1V2H27ZM33 1V0H32ZM60 1V2H59ZM81 1V0H80ZM79 1V3H82V2H80ZM129 1H131V2H129ZM141 1H144V2H140V0H138V4H140V5H138L136 2V0H128V2L130 3V4H136L137 6H135L134 5V7H132L131 8V6H133V5H131L130 6V23L131 24H133L134 22H135V24L134 25H131L130 24V28H132V29H134V26L136 27L135 28V30H130L131 31V33L130 34H125L124 35V33L122 32V31H119V32H121V33H119L118 32V34H117V30L116 31H114V30H106L104 27L105 26H107L108 24H111L112 23V26L114 25V22L115 21H117V20H112V21H114V22H112V21H109L110 23H106L107 25H103L104 27H101V25L100 24H98V23H101V22H103V21H100V22H96L97 24H98V26H100V28H98L97 27V32H98V29H100L99 30V32L98 33H101L102 34V36H100V37H97L96 39H95V34H97V36L99 35L96 31H94V32H96L95 34H94V38H93V40L95 41V42H92L93 40H90V42H92V43H94V45H96V46H98V47H104V45L106 46L108 43H110V44H113L112 46H114V45H116L115 44V40L117 39V42H118V40L120 41L119 42V44L118 45H116V46H118L119 47V45H121V44H127L128 45V42H129V44L130 45H128V46H130V48H127L126 46L127 45H123L125 48H127L128 50L130 49V51H129V53L127 54L128 56L129 55H132L134 52H136L137 54L139 53V56L141 57L142 55V58H141V60L143 61V62H141V63H145L146 64V67H148V66H152L153 67V65L155 66V70H153V71H159L158 73H156L157 74V77H158V74H160L159 76L161 77H159V78H157L156 76H152L151 74L153 73V71L152 70H147V69H149V68H146V69H143L141 66H140V60L138 61V63H136L137 62V59L139 58V56L136 54V57H134L135 56V53H134V56H132V59H134V58H136V61H135V59H134V61H133V65L132 66H135V70L136 71H138V70H146V72H144V71H138V73H142V75H144V77L143 78H145V76L147 75V77H148V79L150 80V82H151V84L152 85H156V84H158V83H156L155 84V80L156 81H161L162 82V78H164L165 79V81H167L166 82V84L167 83H169V84H167V85H163L162 83H160V84H158V85H156V87H153L152 85H150L149 84V82L147 83V78H146V83L148 84V87L146 86L147 84H143L144 86V88H146V90H143L144 92H142V91H136V92H134V93H132V90L131 89H133V87H132V82L130 83V85H131V89H130V101L128 100V102L130 103L129 105L131 106V107H135L136 109H134V110H132L133 108H131L130 107V115H131V117H130V119H133L132 121L134 122L135 121V123H136V121H137V126H135V124L132 122V124H131V127H130V134L132 135V139H135V137H136V139H137V135L138 136H142L141 138H143V140L144 141H146L145 143H147V147H144V146H146L144 143L142 144L141 143V141H142V139L139 137V139L138 140H136L135 139V142L137 143V144H135V146L133 147V150L131 151V153H130V156H132L133 155V153H134V155L135 154H138V156L136 155V156H132V157H135V158H133V160L130 162V165L131 166H133L134 168H133V173H132V175L130 176V182H132V183H135L136 181H137V183L138 184H141L142 186H143V184L144 183H154V182H159V181H163V182H166V183H169V182H172V183H180V184H182L183 185V183H187V182H189L190 180H191V178L192 177H194V175L196 174V164H195V167H194V163L197 161V159L195 160V158H198V159H200L199 157H202L203 158V153H205V152H209V154L210 155H212V153H214V154H217V152L216 151H213L216 147H218V146H216L215 145V143L216 144H218L217 143V141L220 143V142H222V143H224L223 141H225V145L223 146L222 145V147H218L217 149H215V150H218L219 148H221L220 150H218V152L220 151V154L222 155V156H227V154H228V151H230V149L233 147L232 145L234 144V143H236V142H233V143H231L232 142V140L231 139H233V141L235 140V141H237L236 139H235V137L237 138V136H235L233 133H231L230 132V134L229 133H227V132H225L223 129H222V131L221 130H216V128L214 127V129L215 130H213L212 128L210 129V126L209 125H211V123H205V122H207L206 121V119L204 120V119H198V118H192L193 116H191V118H188V119H186L187 117H186V112H184V110L186 111V110H188V109H190L191 107H192V105H190V103H188L189 102V100H195V98H198L199 96L200 97H202V96H204V95H208V94H210V97H211V95H213L214 97L216 96V98L217 99H220V97L222 96H224L223 97V99L224 98H227L228 96H227V94H229V95H232V94H234L235 92H233L237 87L239 88V87H242V90L244 91H248V93H250V94H252V92H253V95H255L256 94V91H258L259 89L258 88H260V87H263L264 86V74H262V84H261V86H259V87H252V85L250 84V83H252L253 82V79H251L250 77L253 75V73H255L258 69H259V67L258 66H260L261 65V63H263L264 62V60L262 59L261 60V58L259 59V57H258V59L259 60H257L256 61V65H254V66H252V67H250L251 65H252V63L251 62H255V60H256V57L258 56L257 54H256V50L257 51H261V47H259V48H257L256 47V45H257V43H261L260 41H258V42H255V47H253L254 45H253V42L254 41H256V39L259 37L258 36V34L257 33H259V31H260V27H259V25L258 26H256L257 24H255L256 22V19H253L254 17L252 16L251 18L253 19V20H255V21H252V22H255V23H252L251 22V18H249L248 17V15H245L246 17H248L249 19H247L245 16L243 17V15H242V19L243 20H240L239 22H242V23H239V29L237 28L236 30H235V32L234 33H230L231 35H233L230 39H229V37H227V39H229L228 41H225L224 42V40H223V37L222 38H220L221 36H220V34H221V30H223V29H225L227 26L226 25H223V26H226V27H223L222 28V26H220L221 27V29H219L216 25H214L215 26V29H217V32L219 33V31H220V33H219V38H218V34L216 35L217 37H215V39L213 40V38H212V35H210L211 36V38H212V40L213 41H215V40H217V42H219L220 43V41L219 40H221L222 39V41L225 43V44H222V41H221V44H218L217 42L215 43L216 44V46H213V43L211 42V44H209L210 43V41L208 40L209 39V37L207 38V37H204L205 38V40L206 41H209V43H207L206 41L204 42V40L203 41H201L200 39H197L201 44H203L202 46H201V44L197 41V45L196 46H199L200 45V47H205L204 48V50H203V48H200V50H202L201 52H200V50H199V47H198V50L196 49V51H198V52H196L195 51V43H192V45L195 47H193L192 45V47L194 48V50H193V48H192V52H196L195 54L194 53H192L191 51L190 52H188L189 50H188V48H189V46H190V43L192 42V40L194 39V36H196V35H194V34H192V33H190V31L188 32V34L190 33V35L192 34V35H194V36H190V35H187L186 37H187V39L189 38H191V42H188V45L186 44L185 46H180L181 45V43L183 42V37H185L184 35H186L187 34V32L185 31L186 29H188V30H192L194 27H195V25L197 26V23H193L194 24V27H191L190 25V28H186V29H184V27H181L180 28V30H183V31H185L184 32V34L182 33V35L180 34V32H178V31H180V30H178L179 29V27L177 28V32L179 33V35L177 36L176 34H178V33H174L175 31H173V30H175L176 29V22L178 23L180 20H178V19H181L179 16H181V15H183L184 13L183 12H185V8H184V5H182L183 3H184V0H173V3H172V0H166L165 1V3L166 2H168V4L169 3H172V4H170L169 5V8L170 9H167L168 10V12H169V10L171 11L170 12V14H173V15H175V16H166V14H168V12H167V10L165 9V7H166V4H164L163 3V5H162V8H163V6H165L164 7V13H165V17H162L163 16V14L161 13V14H158V9L160 8L161 9V6H160V3L159 2H163V0H155V3L153 2V0H151L150 1V3L147 1V0H141ZM147 3H146V2ZM180 1V2H179ZM232 3H234V5H236L237 4V9L239 10V8L241 9L240 11H243L242 13H244L245 14V12H247V7H248V1L247 0H240V1H238V0H234V2L232 1V0H230ZM9 2H10V4H9ZM58 2H59V4L60 5H58ZM71 3V5L73 6H71L70 5V3ZM153 2V4H151ZM239 2V3H238ZM7 3L9 4L8 5V7L6 6L5 7V5H7ZM66 3V4H65ZM77 6V7H74L75 5ZM93 3V4H94ZM105 3H106V5H105ZM242 3V4H241ZM65 6H64V5ZM67 4H68V7H67ZM90 4V5H89ZM145 4V5H144ZM168 4H167V8H168ZM244 4V5H243ZM25 5V7H23V13H20V12H22L20 9H22V6H24ZM34 5V4H33ZM63 7H62V6ZM95 5V4H94ZM152 5H156L157 6V8H155L156 6H152ZM9 6H11L10 8H9ZM12 6L13 7H15V8H13L12 9ZM60 8H58V7ZM61 6V7H60ZM82 6V8H81V12L83 11V13H84V10H85V14L86 15H84L83 13H81L80 12V10L79 9H77V8H80ZM83 6H84V8H83ZM106 6H108V7H106ZM245 6V7H244ZM101 7H102V9H103V7H104V10H105V8H108L107 9V11H109V12H107L106 10V12H107V14H105V12H104V10H102L101 9ZM136 7L138 8V10L136 9ZM149 7V8H148ZM152 7H153V9H152ZM176 7V8H175ZM236 7V6H235ZM0 8V9H1ZM7 8V9H6ZM25 8H28V9H26L25 10ZM34 8V7H33ZM32 8V9H33ZM40 8H43L42 10L40 9ZM48 8H50V9H48ZM65 9L66 8V10H68V11H66V10H62V9ZM70 8H73V9H71L72 11H70ZM76 8V9H75ZM86 8V9H85ZM143 8V9H142ZM172 8H174L175 9V12L176 13H178V14H174V12H173V9ZM183 8V9H182ZM59 9V10H58ZM75 9V10H74ZM82 9H84V10H82ZM88 9V10H87ZM95 9H97V10H95ZM147 9V10H146ZM184 10V11H180V10ZM34 10H35V8H34ZM58 12L57 14L59 15H57V14H53L54 12H56V11ZM61 10L63 11V13L61 12ZM75 12H74V11ZM76 10H77V14H76ZM93 10V11H92ZM94 10L95 11H97V13H95L94 12ZM98 10H102L100 13H98L99 11ZM135 10V11H134ZM244 10H246L245 12H244ZM20 11V12H19ZM27 11H28V13H31V14H28L27 13ZM78 11H79V13H78ZM151 11V12H150ZM160 11V10H159ZM6 12V11H5ZM59 12H60V14L61 15H63V16H69V15H71L72 16V13H73V16L71 17V16H69L70 17V19H69V17H68V19L72 22L73 21V19H74V16H75V14H76V18H77V16L79 17V19L77 18V19H75V21L77 22V20H80V21H78V23L79 22H81V23H79V24H81L80 25V27L82 28V30H81V28L79 29V28H76V29H74L75 28V26L78 24H74L75 22L73 21V23H70V21H68V19H67V17L65 18V23L63 22H61V21H63L62 20V18H64L63 16H61L60 17V14H59ZM89 13L90 12V14L92 13V15H98V16H96V17H98V19L96 18V17H94L93 16V18H92V16L90 17L87 13ZM102 12H103V14L104 15H101L102 14ZM136 12V13H135ZM147 12V13H146ZM154 12V13H153ZM155 12H157V13H155ZM181 12V13H180ZM26 13L29 15H27L29 18H27V17H25L26 16ZM51 13V14H50ZM66 13H67V15H66ZM68 13H69V15H68ZM111 13V14H110ZM186 13V12H185ZM65 14V15H64ZM135 15V17L133 16V15ZM137 14V15H136ZM143 14V15H142ZM156 14H157V16H156ZM179 14H181V15H179ZM25 15V16H24ZM53 17V15H55L53 18H55V22H57V24H58V21H59V23L61 22L62 23V25L61 24H59V25H61V26H58L57 24H55L54 25V23H52L53 22V19L52 18H50L51 16ZM83 15V16H82ZM88 15V16H87ZM111 15V16H110ZM179 17L177 20H175V18H177V16ZM11 16V17H10ZM22 16L24 17V18H22ZM30 16H33L32 18H33V20L31 21L30 19ZM50 16V17H49ZM57 16H58V18H57ZM82 16V17H81ZM84 16L88 19V17H90L91 19H93L92 21H94L95 19L94 18H96V20L94 21V22H92V21H90V22H92L91 24H92V26L90 25V27L92 28L91 29V32H89V34H92V37L91 36H89V34H88V39L87 38H84V37H86L85 35L83 36V34H85V33H83V28H85V30H86V28L88 27V26H86V24H85V22H89V20H90V18H89V20L87 21L86 19H84ZM106 16V17H105ZM156 16V17H155ZM142 17H143V19H142ZM148 17V18H147ZM172 17V18H171ZM182 17V16H181ZM60 18H61V20H60ZM108 20H107V19ZM119 18V17H118ZM137 18V19H136ZM140 18V19H139ZM145 18V19H144ZM155 18H160V19H158V21H164V18H165V20L166 19H168V18H170V19H168L169 20V23H170V20L172 19V21L174 20V22H172L171 21V27H174L173 29L172 28H170V29H172V30H169V29H167V34L165 33V31H164V33L167 35V36H163L164 34H163V31H162V29H158V27H161L162 28V26H164V28L165 27H167L168 28V26L169 25H166L167 24V22L168 21H165L166 22V24L165 25H162V23H165V22H159V24H161L160 26L157 24L155 27H153V26H151L150 24H156V23H158V22H154L153 21V19L154 20H156ZM183 18H185V14H184V17ZM187 18V17H186ZM56 19H58V21L56 20ZM66 19H67V21L69 22V24H71V25H73L74 27H72V29H70L69 28V24L67 23V21H66ZM133 19L135 20V21H133ZM148 19H149V21H148ZM151 19H152V21H151ZM188 19V18H187ZM26 20L28 21V22H26ZM84 20V21H83ZM86 20V21H85ZM143 20H145V21H143ZM185 21H186V19H184ZM184 20H181V21H183L184 22ZM31 21V22H30ZM44 21V22H45ZM140 21V22H139ZM148 21V22H147ZM150 21L152 22V23H150ZM243 21H244V23H243ZM247 21V23H246V30H245V28L244 27H242V25L244 26L245 25V22ZM31 23V24H28V27H29V25H31L30 26V28L32 27V29H30V30H32L31 31V34H28V33H30L28 30H27V26H25V24L27 25V23ZM82 22H84V23H82ZM11 23H13V24H11ZM18 24V25H15V24ZM21 23V24H20ZM25 23V24H24ZM41 23V24H42ZM51 23H52V25H51ZM104 23V22H103ZM140 23V24H139ZM141 23H143L142 25H141ZM144 23H146L147 24V26H150V29L149 30H145L146 28H147V26L145 27L144 25H146V24H144ZM148 23H150V24H148ZM168 23V24H169ZM181 23V22H180ZM249 23V24H248ZM252 23V24H251ZM64 24V25H63ZM68 24V25H67ZM79 24H78V26H79ZM85 25V27H84V25ZM90 24V23H89ZM138 24V25H137ZM152 24V25H153ZM173 24V25H172ZM186 24V23H185ZM198 24H200V25H198V27H200L199 28V30L201 31V23H198ZM240 24H241V26H240ZM253 24H255V27H254V25ZM34 25V26H33ZM35 25L37 26V27H35ZM51 25V26H50ZM54 25V26H53ZM57 25V27H55ZM70 25V26H71ZM83 25V26H82ZM175 25V26H174ZM181 25V24H180ZM250 25V26H249ZM252 25H253V27H252ZM19 26V27H18ZM45 28H47V30L46 29H44V27ZM63 26V27H62ZM78 26H76V27H78ZM109 26L110 25H108L107 26V28H109ZM112 26H110V28L109 29H114ZM140 26V27H139ZM142 26H144V28L145 29H143L142 28ZM158 26V27H157ZM178 26V25H177ZM181 26H183V24L181 25ZM211 26H212V23H211ZM22 29H24L25 27H27V28H25L26 30H27V32H26V30L24 29V31L23 30H21V28ZM43 27V28H42ZM50 27H52V28H50ZM95 27H96V25H95ZM138 27V28H137ZM170 27V26H169ZM204 27V26H203ZM2 28V29H1ZM3 28H5V30L3 29ZM9 28H11V29H9ZM15 28V29H14ZM149 28V27H148ZM147 28V29H148ZM152 28V29H151ZM154 28V29H153ZM164 28H163V30H164ZM212 29H213V26L211 27ZM211 28H209L211 31H213V32H211V31H209V32H207V33H209V34H212V33H214V31H215V29H211ZM241 28H242V30H243V28H244V33H243V31L241 30ZM252 28V29H251ZM255 28H256V30H258L257 32H256V30H255ZM8 29V30H7ZM17 29V30H16ZM22 31V33L21 34H23V37H22V35L20 34V30ZM40 29H43L44 30V32H43V30L41 31V32H43L44 33V35L46 36L47 34L49 35V37H47V38H49L50 40L52 39H54V38H52V36L53 37H56L58 40H56L55 42L56 43H60L61 44V47H60V45L59 44H57L56 45V43H55V45L57 46H55V51L53 50V49H51V50H49V52H51L50 53V55L54 52V56L52 55V57L53 58H55V59H53V58H51V56L50 55H48L46 52L48 51L47 50V48L46 47H50L51 48V46L52 47H54V43L50 46V44H49V46L47 45L48 43H49V41H48V43H42L43 45L44 44H46L45 46H44V51H45V49H46V51H45V53H44V51H43V49H42V51H39V50H41L40 49V46L42 47L43 45L41 44V42H44L45 41V36L44 35H42L43 36V39L40 37ZM49 29V30H48ZM57 29H59V30H57ZM69 29L70 30H72V33L69 31ZM75 31H74V30ZM77 29H79V31L77 30ZM89 29V28H88ZM137 29H139V30H137ZM166 29V28H165ZM195 30H196V32H194V31H191V32H193V33H196L197 34V27H195L194 28ZM203 29V28H202ZM204 29H206V26H205V28ZM3 30H4V33H5V35L6 36H4V33H3ZM52 30V31H51ZM56 30V31H55ZM61 30V31H60ZM81 30V31H80ZM84 30V31H85ZM152 30H154L153 32H152ZM241 32H240V31ZM1 31H2V33H1ZM13 31V33L15 34V33H17L16 31H18V33L20 34H18L19 35V37H21L22 39H23V41H24V39L25 38H28L27 36H29V38L28 39H26V41H25V43L24 42H22V39H20L19 37H18V35L17 34H15L14 36L16 37H12V32ZM15 31V32H14ZM49 31H50V34H49ZM53 31H54V34H52L53 33ZM57 31H60V32H57ZM80 32V33H78V32ZM88 31V30H87ZM103 31H104V33H103ZM108 31V32H107ZM133 31H138L139 33H134ZM142 31H144V32H142ZM148 32L149 31V33L148 34H146V32ZM161 32V34H162V36H160V33L159 32ZM170 31H171V33L173 34L171 37L169 36V33H170ZM200 31H198V32H200ZM202 31H204V30H202ZM207 31H208V29H207ZM238 31V32H237ZM248 31H249V33H251V34H249L248 33ZM251 31V32H250ZM39 32V33H38ZM70 32V34H68ZM74 32L76 33V34H74ZM109 32H114V34H112V33H109ZM115 32H116V34H115ZM205 32V31H204ZM216 32V31H215ZM216 32V33H217ZM222 32H225L224 30L222 31ZM24 33H26V34H28L26 37H24ZM55 33H57L56 35L57 36H55ZM81 33H83V34H81ZM107 33H109V34H112V35H114V36H112V35H108ZM134 35H133V34ZM170 33V34H171ZM186 33V34H185ZM206 33V34H207ZM242 33V34H241ZM2 34H3V36H2ZM9 34V35H8ZM25 34V35H26ZM39 34V36L37 37V35ZM42 34V33H41ZM59 34V35H58ZM87 34V33H86ZM100 34V35H101ZM107 34V35H106ZM120 34H123L122 36L120 35ZM136 34V35H135ZM141 34V35H140ZM158 34V35H157ZM201 34H203V32L201 33ZM200 34V35H201ZM206 34H204V35H206ZM223 34V33H222ZM246 34H248V35H246ZM11 35V36H10ZM51 35V36H50ZM74 35V36H73ZM104 35V36H103ZM105 35L108 37V38H106L105 37ZM131 36V37H133V38H128V37H126V36ZM133 35V36H132ZM140 35V36H139ZM146 35V36H145ZM152 35V36H151ZM157 35V36H156ZM180 35H181V37H180ZM197 35H199V34H197ZM208 35V34H207ZM225 35V34H224ZM11 38H13V39H11ZM31 36V37H30ZM71 38H70V37ZM73 36V37H72ZM141 36H142V38H141ZM176 36V37H175ZM183 36V37H182ZM188 36H190V37H188ZM223 36V35H222ZM228 36V35H227ZM247 36V37H246ZM252 36V37H251ZM256 36V37H255ZM2 37V38H1ZM5 37V38H4ZM17 37L19 38V39H17ZM36 37H37V39H38V41H37V39H36ZM103 37H105L104 39H105V42H107V44L106 43H104V40H103ZM111 37L113 38L112 40H110L111 39ZM145 37V38H144ZM151 39H150V38ZM154 37H156V38H154ZM157 37H158V39H157ZM160 37V38H159ZM161 37H162V39H161ZM166 37V39L164 40V38ZM172 37H174L175 38V41L177 42V43H179V42H181V43H179L178 45L180 46V48L179 49H181V50H183L184 49V47H186V49L188 50V51H186V54H185V52H184V57H188L187 59H186V63H185V59H183V58H181L182 56V54L181 53H179V52H182V51H178V50H175V48L173 49V51L175 50V51H178V55H180L181 57H179L178 55H176L175 53H177V52H174L173 54H175L176 56H177V58H176V56L175 55H173L172 56V53L170 52V54H171V57H174L175 58V61L177 60L178 61V57L181 59V60H183V61H180V62H182L181 64H179L178 62L176 63V62H174V60L173 59H171L170 58V55L169 56H167V52L169 53V50H171L172 49V46H174L175 45V43L176 42H173V44L171 45L170 43H172L171 42V40H169V41H167V38H171L172 39V41H173V38ZM178 37V38H177ZM197 37V36H196ZM201 37V36H200ZM199 36L197 37V38H200ZM203 37H202V39H203ZM226 37V36H225ZM42 39V41L41 42H39V39ZM47 38H46V40H47ZM64 38V39H63ZM78 39V40H75V39ZM110 38V39H109ZM181 38V39H180ZM193 38V39H192ZM216 38H218V39H216ZM236 38H240L241 40H239V39H237V41H239V42H237L235 39ZM248 38H249V40H248ZM251 38H252V40H251ZM260 38V37H259ZM259 38H258V40H259ZM12 41H14V39H15V41H17V40H19L18 41V43L17 42H12ZM48 39V40H49ZM67 39H68V41H71L72 42V40H73V43H71V42H68L67 41ZM82 40V42L84 43L85 41V43L83 44L82 42V44L81 43H79L81 40ZM107 39V40H106ZM125 39V40H124ZM128 39H129V41H128ZM135 39H136V42H135ZM141 41H140V40ZM154 39V40H153ZM155 39H157V40H155ZM180 39V40H179ZM186 39V38H185ZM225 39V38H224ZM242 39H244L243 40V42L245 41L246 43H240V42H242ZM246 39V40H245ZM5 40V41H4ZM8 40H10V41H8ZM21 40V41H20ZM37 42H36V41ZM66 40V41H65ZM102 40V41H101ZM144 40V41H143ZM195 40V39H194ZM193 40V41H194ZM226 40V39H225ZM235 40V41H234ZM248 40V41H247ZM30 41V42H29ZM64 41V42H63ZM76 42V44H74L75 42ZM121 41H123V42H121ZM134 41V42H133ZM156 42V43H153L152 44V42ZM160 41V42H159ZM164 41V42H163ZM169 42V43H166L167 44V46H169V45H171L169 48L168 47H166V45H165V42ZM187 41V40H186ZM188 41H190V40H188ZM196 41V40H195ZM194 41V42H195ZM231 41L233 42V43H231ZM50 42H54V40L53 41H50ZM65 42H67V44L65 43ZM78 42V43H77ZM112 42V43H111ZM127 42V43H126ZM143 42V43H142ZM158 42H159V44L161 43H163L162 45H163V47H165L164 49H166V48H168L166 51V53H165V51H163V50H161L162 48V46L161 45H159L158 44ZM185 42V41H184ZM184 42H183V44H184ZM204 42V43H203ZM230 42V43H229ZM237 42V43H236ZM20 43V45L21 44H24L23 46L25 47H28V50H29V52L31 51V54H32V52H33V54L34 53H36L37 52V50H38V53L40 54V56L42 57V55H41V53L43 52L44 54H46L47 56L46 57H44V59H46V60H44L43 59V61L44 62H48L49 63V65L47 66L48 68L46 69V65L48 64V63H46V64H44V62H42V60H41V58L39 59V56H38V59H39V63H42V64H44L43 66H45L44 68H43V66H41L40 67V65L41 64H38V59H37V63L36 62H33L32 60H34V59H32V58H29V57H27L25 60L23 59V58H25L26 56H23V54H19V52L20 53H24V54H28L29 55V52L27 51V49L25 48V50L28 52H24V47L22 48V45H21V47H19V45H16V44H19ZM26 43H28V44H26ZM36 43H38V44H36ZM40 43V44H39ZM121 43V44H120ZM149 43V45H147ZM150 43L155 47H158L159 48V46H161L160 48L161 49H155L154 47H152V45H150ZM227 43V44H226ZM229 43V44H228ZM26 44V45H25ZM31 44H32V46H31ZM34 44V45H33ZM62 44H66V45H68L67 47H66V45H65V47H64V45H62ZM72 44V45H71ZM79 44H81V45H79ZM103 44V45H102ZM110 44H109V46H110ZM144 44V45H143ZM205 44H208V48H210V47H212L213 46V48H214V51H212V53H209L208 51V57H210V59L211 60H209V58H208V61H207V59H206V57H204L205 59H206V62H208V64L205 62V64H207V65H205L204 64V62L203 61H199V60H202V59H204V58H202V59H200L201 57H203L204 55H201L200 53H203V54H205L206 53V49H207V45H205ZM241 44V45H240ZM253 46H252V45ZM258 44V45H259ZM4 45H5V47H4ZM7 45V46H6ZM11 45V46H10ZM16 45V46H15ZM28 45V46H27ZM30 45V46H29ZM38 45V46H37ZM177 45V44H176ZM175 45V46H176ZM219 45H221V46H219ZM237 45H239L238 47H237ZM248 45V46H247ZM249 45H251L252 47H249ZM19 47V49H18V47ZM63 46V47H62ZM74 46H73V48H74ZM109 46H106L107 47V49H109L108 47ZM142 46H145L146 47V49H147V47H148V49L150 50V51H148L147 52V50L145 49V48H143ZM210 46V47H209ZM241 46H244V50H245V52L243 51V53L241 52L242 50H240V48H242ZM2 47V48H1ZM15 47H17V48H15ZM59 47V48H58ZM117 47V48H118ZM151 47H152V49L154 48V53H155V50H156V52L159 54L158 56L156 55L157 53H155V54H153V50L151 49ZM178 47V46H177ZM228 47V48H227ZM235 47H236V49H235ZM249 47V49H247ZM6 48V49H5ZM13 48V49H12ZM22 48V50H23V52H21V49ZM49 48V49H50ZM57 48V49H56ZM66 51V52H64V50ZM67 48V49H66ZM74 48V49H75ZM113 48H116L115 46L113 47ZM113 48H112V51H113ZM120 48V47H119ZM122 48V47H121ZM191 48V47H190ZM213 48H211V50L213 49ZM222 50H221V49ZM227 48V49H226ZM254 48V49H253ZM15 49H17V50H20L19 52L18 51H16ZM31 49V50H30ZM33 49H35V51L36 52H34V50ZM37 49V50H36ZM123 49V48H122ZM144 49V50H143ZM177 49V48H176ZM232 49H233V51H232ZM237 49H239V51L240 52H238L237 51ZM247 49V50H246ZM255 50L254 52L255 53H253L254 55V57L252 56V55H250L249 54V56H251L253 59H251V57L250 58H247V57H249L248 56V53H246V52H249V53H251L252 54V51L251 50ZM60 50V51H59ZM114 50H116V49H114ZM146 50V51H145ZM185 50V49H184ZM227 50V51H226ZM66 54H64L63 52ZM111 51V50H110ZM123 51H125L124 53H125V55H126V52H128V51H126V49L125 50H123ZM122 51V52H123ZM163 52L162 54H160V52ZM219 51V52H218ZM226 51V52H225ZM251 51V52H250ZM149 53V55L148 56H146L144 53ZM152 52V54H153V56H152V54H150ZM211 52V51H210ZM225 52V53H224ZM3 54V57H2V54ZM5 53V54H4ZM183 53V52H182ZM191 53V54H190ZM213 53H215V54H213ZM227 53V54H226ZM231 53V55H230V57L229 56H226V55H228V54H230ZM233 53H236V54H233ZM237 53H238V56H239V53H240V55L242 56V59H239V60H237V58H236V56H237ZM242 53V54H241ZM258 53V52H257ZM32 54V55H33ZM166 54V55H165ZM187 54H190V55H187ZM30 56V57H33V58H35V56L37 55V54H34L33 56ZM62 55H65V56H63V57H65V59L67 60V58L71 61H69V62H67L66 60H64V58L62 57ZM192 55V56H191ZM194 55H196V57L197 58H194L195 56ZM215 55V56H214ZM247 55V57H244V56H246ZM259 55H261V53H259ZM22 57V59H20L21 57ZM48 56H50V59H49V57ZM128 56H126V58H127V60H128ZM137 56H138V58H137ZM161 58L162 57V60H166V62L167 63H169V62H171V63H169L170 64V66L172 67L171 68V70H170V67H169V64L167 65V63L165 62V61H163V62H165L166 63V65H165V63L164 64H160V62H162V61H160V59L158 60V58ZM160 56V57H159ZM214 56V57H213ZM217 56V57H216ZM221 56V57H220ZM37 57V56H36ZM42 57V58H43ZM59 57V58H58ZM115 57H117V56H115ZM115 57L113 58V59H115ZM193 57V59H195V60H192L191 61V59L190 58H192ZM198 57H200V58H198ZM214 58V59H212V58ZM219 57L220 58H225L226 57V59H224L223 60V62L221 61L222 59H219ZM228 57H229V59L231 58V60L230 61H228L229 59H228ZM235 57V58H234ZM240 57V56H239ZM243 57H244V59H243ZM48 58V59H47ZM63 58V59H62ZM75 58H73V60L75 59ZM83 58V57H82ZM110 58V57H109ZM108 58V60L109 61H107L108 63L106 64L105 62H106V59L105 58H103V60H102V58H97V60L99 59V61H100V63H97L99 66H101V67H104V66H102V64H106V65H110L109 63H111V64H113V65H111L112 67L113 66H115L116 64H118V61L115 59V62H110V60L111 61H114V60H112V59H109ZM112 58V57H111ZM118 58V57H117ZM216 58V59H215ZM218 58V59H217ZM233 58H234V60L236 59V62L235 63H233L232 62V60H233ZM241 58V57H240ZM32 59V60H31ZM36 59V58H35ZM61 59L63 60V62L64 61H66V64H63V62H60L61 61ZM79 59V62L77 61ZM84 60H86L85 58H83ZM82 59V60H83ZM131 59V58H130ZM130 59H129V61H125V60H123V61H125V65H127V64H129V65H131L132 63V59H131V62H130ZM179 59V60H180ZM198 60V63L199 64H197V62L195 63V64H197L196 66H193V65H195L194 64V62L195 61H197ZM228 59V60H227ZM20 60V61H19ZM22 60V61H21ZM41 60V61H40ZM47 60H49V61H47ZM148 61L149 62V64H152V61H153V64L152 65H149L148 64V62L146 63V62H144V61ZM169 62H168V61ZM219 62L220 61V63H218L217 61ZM233 60V61H234ZM249 60V61H248ZM252 60V61H251ZM254 60V61H253ZM24 61H26V62H24ZM35 61V60H34ZM98 61V62H99ZM101 61L102 62H104V63H102L101 64ZM116 61H117V63H116ZM151 61V62H150ZM160 61V62H159ZM205 61V60H204ZM213 61V62H212ZM215 61V62H214ZM240 63H244V64H240ZM243 61V62H242ZM247 61V62H246ZM259 61V62H258ZM1 62H2V65H1ZM85 62V61H84ZM87 62V61H86ZM89 62V61H88ZM87 62V63H88ZM135 62V63H134ZM154 62H156V65L159 67V69L156 67V65H155V63ZM192 62V63H191ZM201 62V63H200ZM202 62H203V64H204V66H202L203 64H202ZM226 63V67L224 66V64ZM228 62V63H227ZM229 62H230V64H229ZM231 62L235 65V64H239V66L238 65H235V67H234V65L233 64H231ZM6 65H5V64ZM63 64V65H69V63H73L74 65L76 64L77 65V63H78V65H80L81 66V69L82 70H78L80 73H81V75L82 76H80L79 74V72H77V70H75V68H77L78 67V65H77V67H75L74 66V69L71 67V69L69 70V69H67L68 70V72L67 73H69V74H73L74 73V75L76 76V78L78 79L79 77V79L77 80V79H75V80H73L74 78L71 76H69L67 73H63V72H65V71H63V70H61L62 69V67H63V69L65 68V66H61V64ZM65 63V62H64ZM80 63V64H79ZM87 63H83L84 65H86ZM116 63V64H115ZM127 63V64H126ZM140 63V64H139ZM183 63H185V65L186 64H188V65H184ZM189 63H191V64H193V65H191V64H189ZM258 63V64H257ZM10 64H11V66H10ZM28 64V65H27ZM57 64V65H56ZM58 64H59V66H58ZM71 64L69 65V66H71ZM104 64V65H105ZM210 64V66H208ZM223 64V66H221ZM227 64L228 65H230V66H227ZM260 64V65H259ZM29 65H32V66H29ZM67 65V66H68ZM90 67H89V66ZM88 65H87V69L89 70V68L90 69H92L91 68V66H92V64L91 63H88ZM106 65H105V67H106ZM124 65V66H125ZM140 66V68H138L137 66ZM144 65V64H143ZM142 65V66H143ZM148 65V66H147ZM161 65H164L163 66V69H162V66ZM184 65V66H183ZM242 65V66H241ZM244 65V66H243ZM258 65V66H257ZM263 65V64H262ZM60 66H61V68H60ZM73 66V65H72ZM79 66V67H80ZM132 66H130V67H132ZM176 66H178V67H176ZM196 67L197 68V70L195 69V71H194V68L192 69V67ZM215 66V67H214ZM233 66V67H232ZM241 66V67H240ZM26 67V68H25ZM36 67V68H35ZM38 67H39V69H38ZM50 67V68H49ZM56 67H59V68H56ZM83 67V68H82ZM101 67H100V69H101ZM126 67H128V66H126ZM125 67V68H126ZM137 67V68H136ZM174 67V68H173ZM189 67V68H188ZM200 69H199V68ZM206 67V68H205ZM215 69H214V68ZM240 67V70L239 71H236V69L238 70V68ZM242 67H244V68H242ZM253 67H256V68H253ZM2 68V69H1ZM28 68H29V70H28ZM31 68V69H30ZM41 68L42 69H44V70H48V71H45V72H47V74H44L45 72L43 71V70H41ZM68 68H70V67H68ZM109 68V67H108ZM134 68V67H133ZM133 68H130L131 70L133 69ZM165 68H167L166 70L168 71H164L165 70ZM203 68V69H202ZM221 68H223L222 70H221ZM228 68L230 69V70H228ZM232 68H234L235 69V72L234 71H231L232 70ZM246 68V69H245ZM250 68V69H249ZM35 69H37V70H35ZM57 69H58V71L59 70H61L62 71V75L64 74V76H67L66 77V80L68 81V82H70L71 81V79H68V78H72V81H73V83H72V81H71V84L72 85H68V83H67V81H65L64 79H65V77H64V81H62V75H60V73L61 72H58V75H57ZM73 69V71L72 72H69V71H71ZM95 69V68H94ZM127 69H129V68H127ZM129 69V70H130ZM150 69H151V67H150ZM158 69V70H157ZM160 69H162V71L164 72H162ZM172 69H173V71L175 70L176 72H172ZM177 69V70H176ZM189 69L193 72H191V71H189ZM198 69H199V71H198ZM202 69V70H201ZM233 69V70H234ZM244 69V70H243ZM248 69L250 70V71H248ZM263 69L264 68H262V71H263ZM28 70V71H27ZM30 70H34V72H32V71H30ZM40 70V71H39ZM66 70V71H67ZM104 70V69H103ZM106 70V69H105ZM128 70V71H129ZM134 70V69H133ZM132 70V71H133ZM209 70H211V71H209ZM218 70H220L219 72H221L220 74H222V75H220L219 74V72H218ZM225 70V71H224ZM228 70V71H227ZM243 70V71H242ZM7 71V72H6ZM21 71V72H20ZM74 71H76V72H74ZM90 71H92V70H90ZM89 71V72H90ZM95 71V70H94ZM107 71V70H106ZM105 71V72H106ZM132 71H130L131 72V74H130V81H132V79H134V78H132L133 77V74H134V72H132ZM148 71H151L150 73V75L152 76H149V74H148ZM170 71V72H169ZM198 71V72H197ZM207 71V72H206ZM214 73H213V72ZM218 72V74H217V72ZM230 71V72H229ZM244 71L247 73V74H249V75H247L246 73H244ZM25 72V73H24ZM154 72V73H155ZM195 72V73H194ZM200 72V73H199ZM223 72V73H222ZM237 72V73H236ZM239 72V73H238ZM29 73V74H28ZM75 73H77V74H75ZM83 73V74H82ZM92 73V72H91ZM133 73V74H132ZM135 73H137V72H135ZM153 73V74H154ZM163 73V74H162ZM170 73H172V75L170 74ZM174 73V74H173ZM181 73V74H180ZM197 73H199V74H197ZM202 73H205V74H202ZM208 73V74H207ZM230 74L231 76H233L234 75V73H236L235 75H234V77L235 78H237V80H235L234 79V77H230V75H229V77H226L225 78V76H226V74ZM231 73H233V74H231ZM241 73V74H240ZM242 73H244V74H242ZM25 74V75H24ZM27 74V75H26ZM44 74V75H43ZM52 74H53V76H52ZM67 74V75H66ZM139 74V75H140ZM170 74V75H169ZM194 74V75H193ZM195 74H196V77H195ZM201 74V75H200ZM211 74V75H210ZM212 74H217L218 75V78H213L212 79V77L211 76H213ZM225 74V75H224ZM251 74V75H250ZM59 77V75H60V77L59 78H57V76ZM85 75H88V77H90L89 79L90 80H92L91 79V76H90V73L89 74H85ZM85 75H84V77H85ZM131 75H132V77H131ZM137 75V74H136ZM134 75L135 77H137V76H139V75ZM142 75H140L141 77H140V79H142L143 80V78H142ZM164 75V76H163ZM202 75H203V77L204 78H201L200 79V77H202ZM217 75H215L216 77H217ZM224 75V76H223ZM239 75V76H238ZM10 76V77H9ZM47 76V77H46ZM163 76V77H162ZM171 76L173 79H174V81H173V79L171 80V77L169 78V77ZM187 76V77H186ZM194 76V77H193ZM198 76V77H197ZM200 76V77H199ZM207 76H209L210 77V79L211 80H213V81H211V80H209L208 78L209 77H207ZM214 76V77H215ZM228 76V75H227ZM24 77V78H23ZM25 77H26V79H25ZM45 77V78H44ZM87 77V76H86ZM85 77V79H88V78H86ZM154 77V78H153ZM166 77V78H165ZM241 77V78H240ZM248 77V78H247ZM83 78V77H82ZM191 78V79H190ZM195 79V80H193V79ZM223 78V79H222ZM32 79V80H31ZM42 79H44V80H42ZM48 79H49V82H48ZM59 79V80H58ZM137 79V81H136V83H137V85L139 84L138 82V80H139V77L138 78H136ZM135 79V80H136ZM151 79L152 80H154V82H152L151 81ZM162 79V80H161ZM167 79H169V80H167ZM176 79V80H175ZM245 79V80H244ZM13 80V81H12ZM23 80V81H22ZM26 80V81H25ZM90 80H83L82 79V84H83V81H86V82H88L89 83V85L92 83H90ZM191 80V81H190ZM207 80V81H206ZM234 80V81H233ZM248 80V81H247ZM252 80V81H251ZM255 80V79H254ZM11 81V82H10ZM28 81V82H27ZM134 81V80H133ZM145 81V80H144ZM164 81V80H163ZM164 81V82H165ZM192 81H194V82H192ZM199 81V82H198ZM225 81V83H223ZM247 81V82H246ZM23 82V83H22ZM38 82V83H37ZM54 82V83H53ZM59 82V83H58ZM61 82V83H60ZM62 82L65 84V86L64 85H62L61 86V84H62ZM135 82V81H134ZM140 82H143V81H140ZM191 82V83H190ZM242 82V83H241ZM245 82V83H244ZM80 83V82H79ZM88 83H84V85H87ZM145 83V82H144ZM250 84L251 86H248L247 84ZM49 86H48V85ZM54 84V85H53ZM56 84V85H55ZM162 84V85H161ZM171 84H174V85H171ZM238 84H239V86H238ZM66 85H68L67 87H69V88H66ZM81 86V87H85V86ZM134 85H136L135 83L133 84V86ZM142 84H140V86H141ZM169 85V86H168ZM193 85V86H192ZM203 85V86H202ZM245 85H246V87H245ZM79 86V87H80ZM158 86H162V88L161 87H158ZM171 86H173V87H171ZM179 86V87H178ZM192 86V87H191ZM215 86V87H214ZM19 87H20V90H19ZM57 87V88H56ZM90 87V86H89ZM138 87V86H137ZM167 89H166V88ZM184 90V88H185V92H187V93H185L187 96L189 95V94H191V95H189L188 97H190V99L187 97V96H185V94H184V91L183 90H180L181 88ZM232 87V88H231ZM233 87H236V88H234V90H233ZM249 87H252L253 89H251V88H249ZM14 88L16 89V90H14ZM23 90H22V89ZM60 89V91H59V89ZM143 88V89H144ZM161 88V89H160ZM174 88H175V90H174ZM177 88V89H176ZM179 88V89H178ZM186 88H191L190 90H188L187 89V91H186ZM193 88V89H192ZM212 89V91H211V89ZM219 88V89H218ZM224 88V89H223ZM228 88H231L232 89V91H228L227 89ZM237 88V89H238ZM18 89V90H17ZM52 89L54 90V89H56L57 90V95L56 94H54L55 95V98H57V99H54L55 101L53 102V93L51 92L52 91ZM134 89H135V87H134ZM165 89V90H164ZM170 89V90H169ZM226 89V90H225ZM236 89V90H237ZM249 89V90H248ZM33 90V91H32ZM55 90V91H56ZM65 92H64V91ZM74 90V89H73ZM138 90H139V88H138ZM152 90V91H151ZM158 90V91H157ZM161 90V91H160ZM205 92H204V91ZM235 90V91H236ZM13 91V92H12ZM19 91V92H18ZM44 91V92H43ZM54 91V92H55ZM67 91V92H66ZM85 91H86V89H85ZM161 92L160 94L159 93H157V92ZM166 91L167 92H169V93H166ZM171 91V92H170ZM172 91H173V93H172ZM180 91H183V92H180ZM191 91V92H190ZM192 91H193V94L194 95H192ZM198 93V92H200V93H196V92ZM209 91V92H208ZM216 92L215 94H214V92ZM217 91H220V92H217ZM225 91V92H224ZM226 91L228 92L227 94H226ZM244 91V92H245ZM250 91V92H249ZM255 91V92H254ZM21 92V93H20ZM46 92V93H45ZM50 92H51V95H50ZM64 92V93H63ZM188 92H190L189 94H188ZM202 92H204L203 94H202ZM211 92V93H210ZM230 92H232V94H230ZM6 93V94H5ZM14 93V94H13ZM20 93V94H19ZM146 93V94H145ZM165 93V94H164ZM179 93V94H178ZM213 93V94H212ZM225 93V94H224ZM255 93V94H254ZM59 94V95H58ZM139 94V95H138ZM150 94V95H149ZM162 94V95H161ZM164 94V95H163ZM170 96H169V95ZM171 94H172V96H171ZM176 94V95H175ZM201 94H202V96H201ZM221 94V95H220ZM224 94V95H223ZM17 95V96H16ZM19 95V96H18ZM146 95V96H145ZM154 95H156V96H154ZM160 95V96H159ZM16 96V97H15ZM30 96H31V98H30ZM34 96V97H33ZM50 96V97H49ZM51 96H52V100L50 101V99H51ZM56 96H60V99H62V100H60V101H58L59 99H58V97H56ZM179 96H181V97H179ZM218 96V97H217ZM225 96H227V97H225ZM15 97V98H14ZM35 97H37L36 99H35ZM71 97V96H70ZM69 97V98H70ZM138 97V98H137ZM160 97V98H159ZM179 99H178V98ZM184 97V98H183ZM185 97L187 98V99H185ZM193 97V98H192ZM207 97H209V96H207ZM27 98V99H26ZM31 99L30 101H29V99ZM40 100H39V99ZM72 98V97H71ZM140 98V99H139ZM173 98H177L176 100H174ZM181 98V99H180ZM38 99V100H37ZM48 99H49V101H48ZM142 99V100H141ZM147 99V100H146ZM173 99V100H172ZM189 99V100H188ZM222 99V98H221ZM15 100V101H14ZM32 100H34L35 102H33L32 103ZM69 100V99H68ZM132 100V101H131ZM141 100V101H140ZM165 100V101H164ZM180 100V101H179ZM3 101V102H2ZM23 101V102H22ZM44 101V102H43ZM60 102L59 104H57L58 102ZM70 101V100H69ZM139 101L141 102V103H139ZM168 103H167V102ZM174 101V102H173ZM183 101H187L186 103L185 102H183ZM21 102V103H20ZM24 102H26V103H24ZM51 102H53L54 104H56V108H52V109H49V107H51V106H54V104L52 105V103ZM55 102H57V103H55ZM134 102V103H133ZM145 102H147V104L149 103L150 104V106H146L145 105ZM154 102V104H152ZM169 102H171V104L169 103ZM176 102V103H175ZM179 102H181V104L179 103ZM35 103V104H34ZM68 103V102H67ZM139 103V104H138ZM144 103V104H143ZM156 103V104H155ZM182 103H184V104H182ZM24 104H27V105H34L35 106V108L34 107H32L31 106V108L29 109V113L32 115L31 117H33V118H35L34 117V115L36 114V113H40L41 115H38V114H36L35 116H37L38 115V117H36L37 118V121L39 122V124H38V126H37V124H35V125H33L34 123L33 122H31V119H30V121L28 120L27 122H25V120H27L26 118H22V117H24L23 115H25V116H28V114L29 113H26V112H23L22 110H19L20 108L19 107H21V106H23ZM47 104V105H46ZM69 104H71V103H69ZM141 104H142V107H141ZM148 104V105H149ZM174 106H173V105ZM179 104V105H178ZM186 104V105H185ZM190 105V106H188V105ZM37 105V106H36ZM43 105V106H42ZM45 105V106H44ZM48 105H50V106H48ZM57 105H58V107H57ZM60 105V106H59ZM68 105V106H67ZM139 105H140V107H139ZM143 105H145V106H143ZM15 106H16V109H14L15 108ZM18 106V107H17ZM48 106V107H47ZM61 106H62V108H61ZM106 106V105H105ZM108 106V105H107ZM138 106V107H137ZM152 106V107H151ZM180 108V106H181V108L184 106H187V108L188 109H185L184 107L181 109L184 113H182V111L178 108V107ZM38 107H41V108H38ZM64 107V108H63ZM147 107V108H146ZM149 107V108H148ZM150 107H151V109H150ZM164 107H167V109L166 108H164ZM169 107V108H168ZM170 107H171V109H170ZM177 107V108H176ZM17 108H18V110H17ZM34 108V109H33ZM36 108H38V109H42L43 110V112L41 111H36ZM48 108V109H47ZM57 108H58V111H56L57 110ZM72 108V107H71ZM142 108H143V110L145 111V112H143V110H142ZM153 108V109H152ZM174 108H175V110H174ZM37 109V110H38ZM53 109H56L55 111L53 110ZM59 109H61V110H59ZM139 109V110H138ZM141 109V110H140ZM173 109V110H172ZM178 109V110H177ZM51 112H50V111ZM64 110V111H63ZM72 110V114L74 115V111H73V109H71ZM162 110V111H161ZM18 111H20L21 113H22V115H20L21 116V119H20V116L17 114V112ZM31 111V112H30ZM32 111H34V113L32 112ZM137 111V115L134 113V112H136ZM141 112V113H139V112ZM152 111H153V113H152ZM176 111V112H175ZM36 112V113H35ZM49 112V113H48ZM56 112V113H55ZM182 113V118H181V120H178L177 121V119H179V118H177V117H172V118H169V121H168V119L166 120V122H165V119H164V116H160L161 114L163 115L164 113ZM23 113H26V114H23ZM53 113V114H52ZM70 113H68V115L70 114ZM132 113H134L133 114V116H132ZM144 113V114H143ZM152 113V114H151ZM158 115H157V114ZM160 113V114H159ZM181 113H180V115H181ZM29 114V115H30ZM42 114L44 115V117L42 116ZM50 114V115H49ZM71 114V115H72ZM143 114V116H139L138 117V115H142ZM157 115L156 116V118H155V115ZM4 115V116H3ZM8 115V116H7ZM45 115H47V116H45ZM60 115V114H59ZM136 115V116H135ZM147 115V116H146ZM154 115V116H153ZM183 115H185V116H183ZM39 116H40V118H39ZM43 118H47L48 119V122H50V125L49 126H51V127H53V126H55V128H54V131L51 133V131H50V135H44V137L46 136V137H52L51 136V134L52 135H54L53 137H55L56 139H54L53 137H52V139L51 138H47L48 140H46V137H45V139H43L42 140V137H43V132H46V134H48L49 132H48V130L46 131V129H49V128H51V127H49V128H47L48 126H46L45 124L47 123L46 121H47V119H43ZM5 117V118H4ZM136 117V120L134 119ZM27 118H30V116L29 117H27ZM32 118V119H33ZM36 118H35V120H36ZM41 118H42V124H44L45 126H46V128H45V131H41V130H43V129H41L40 130V135L39 134H37V133H39V129L40 128H44V127H42L43 125L41 124V126H39L40 125V123H41ZM139 118V119H138ZM141 118L144 120H142V121H139V120H141ZM177 118V119H176ZM24 119V120H23ZM38 119H40V120H38ZM51 119V118H50ZM154 119V120H153ZM171 119V120H170ZM173 119V120H172ZM192 119L194 120V121H192ZM46 120V121H45ZM177 121V124H174L175 125V128H177L178 126V128H179V133L177 132H175V130H177V129H173L172 130V126H174L172 123L170 124L169 122H173V121ZM184 120H185V123H184ZM191 120V121H190ZM197 120H199V121H197ZM205 122H204V121ZM35 122V123H38V122ZM145 121H148V122H146L150 127H148L147 126V128L145 127L147 124L145 123ZM154 123H153V122ZM163 121L166 123V124H168L169 123V125H170V128L169 127H166L167 129H165V127L163 126ZM174 121V122H175ZM183 121V122H182ZM187 121H188V123H187ZM202 121V122H201ZM24 122V123H23ZM29 122V123H28ZM143 123V125H142V123ZM203 122H204V124H203ZM15 123V124H14ZM21 123H23V124H20ZM33 123V124H32ZM70 123H73L74 124V122L71 120V122ZM141 123V124H140ZM153 123V124H152ZM163 123V124H162ZM176 123V122H175ZM26 124V125H25ZM53 124V125H52ZM166 124H164V125H166ZM187 124V125H186ZM199 124H200V126H199ZM143 127H145V129L144 128H142V126ZM152 125V126H151ZM154 125H155V127H154ZM172 125V126H171ZM186 125V126H185ZM202 125H204V126H202ZM205 125H207V127H205ZM12 126V127H11ZM30 126V127H29ZM33 126H37V128H35V127H33ZM73 126V127H72ZM132 126H133V128H132ZM161 126H163V127H161ZM199 126V127H198ZM204 127V128H202V127ZM33 127V128H32ZM40 127V128H39ZM75 127H76V124H74V125H72V124H70V128H74L75 129ZM135 127H140L139 128V130H137V128L136 129H134ZM152 127V128H151ZM188 127H191L192 128V131H191V128H188ZM201 127V128H200ZM22 128V129H21ZM148 128H150V129H148ZM158 128V129H157ZM162 128V130L163 129H165L164 130V132L162 131V130H160ZM174 128V127H173ZM183 128V129H182ZM184 128H186L185 130H184ZM195 128H198V129H196L197 130V132L196 133H194V131L193 130H195ZM207 128V130H205ZM34 129H38L37 131H35ZM53 128H51L50 130H52ZM154 129V130H153ZM168 129L170 130L169 131V133H168ZM15 130V131H14ZM28 130V131H27ZM36 132V133H33L34 131ZM133 130H134V132H136V130H137V132L139 131L140 132V134L139 133H137L136 135H135V137L133 136V134L132 133H134L133 132ZM143 130H145L146 132L147 131H149V130H151V132H150V134L148 135V133L149 132H144ZM154 132H153V131ZM191 132H190V131ZM200 130V131H199ZM211 130H213V131H211ZM2 131V132H1ZM7 131V132H6ZM12 131V132H11ZM30 131V132H29ZM32 131V132H31ZM141 131L142 132H144V133H142L141 134ZM166 131V132H165ZM174 131V133H171V132H173ZM182 131H184V134L187 132V135L185 134V136H187L186 137V139H184V137L185 136H183V132ZM207 131V132H206ZM211 131V132H210ZM216 131V132H215ZM20 132H21V134H20ZM48 132V133H47ZM189 132L190 133H192L191 134V136L190 135H188L189 134ZM201 132H202V134H201ZM206 132V133H205ZM209 132V133H208ZM222 132H224V133H222ZM11 133V134H10ZM19 133V134H18ZM29 133V134H28ZM31 133V134H30ZM33 133V134H32ZM153 133H155V137H154V134H153V136H152V134ZM166 133L168 134V135H166ZM197 133H199L200 135H198V136H200L199 137V139L200 140H196V138L198 139V137H195V136H197ZM216 133V134H215ZM16 134V135H15ZM40 137V136H42L41 138H40V140L39 141H43L44 142V140L46 141V143L44 144V143H40L39 141H37L38 143L37 144H34L35 143V140H37L39 137L37 136V135ZM45 134V133H44ZM135 134V133H134ZM146 136H145V135ZM156 134H158V136L156 135ZM164 134H165V136H164ZM182 134V135H181ZM193 134H194V136H193ZM222 134H224L223 136H221ZM12 135V136H11ZM22 135V136H21ZM26 135H28V136H26ZM163 135V136H162ZM176 135H177V137H176ZM205 135H207V137L205 136ZM212 137H210V136ZM215 135H216V137H215ZM226 135V136H225ZM227 135H229V136H227ZM6 136H8V138H6ZM9 136H11V140H9ZM36 136L38 137V138H36ZM149 136V137H148ZM150 136H152V137H150ZM174 136V137H173ZM179 136H183L182 138L180 137L179 138ZM189 136H190V138H189ZM193 136V137H192ZM235 136V137H234ZM3 138V140L6 138V139H8V141H9V143L7 142V147L6 146H4L5 144H4V142L2 141V138ZM134 137V138H133ZM154 137V138H153ZM158 137H159V139H158ZM163 137V138H162ZM192 137V138H191ZM205 137H206V139H205ZM227 137H229V138H227ZM230 137H231V139H230ZM234 137V138H233ZM13 138H15V139H13ZM18 138V139H17ZM145 138V139H144ZM147 138V139H146ZM151 138H153V139H151ZM161 138V139H160ZM178 138V139H177ZM202 138H204L203 140H202ZM219 138H220V140H222L221 138H223L224 140H222V141H220L219 140ZM12 139H13V144H14V142H17L16 144H15V146L17 147V149H14V148H16V147H14L13 145H11L10 147L8 146V144H10V141H12ZM24 139V140H23ZM62 138L61 137H59V139H58V141L59 140H61ZM141 139V140H140ZM149 139V140H148ZM173 139V140H172ZM192 139H194V141L192 140ZM209 139V141H210V147L207 145V144H209V141L206 143L205 142V140L207 141ZM218 139V140H217ZM227 139H228V141H227ZM21 140H23V141H21ZM56 140V141H55ZM148 140V141H147ZM161 140V141H160ZM163 140V141H162ZM189 141V143H187L188 141ZM195 140H196V143H195ZM211 140H213L214 142L212 143V141ZM53 141H52V143H53ZM63 141V140H62ZM156 141V142H155ZM186 141V142H185ZM198 141H200V142H198ZM203 141V142H202ZM227 141V142H226ZM162 142H163V144H162ZM185 142V143H184ZM191 142H193V143H191ZM199 144H201V145H203L202 143H206V145L204 144L203 145V147L201 146V145H197L198 143ZM238 142V141H237ZM27 143H28V145H27ZM60 143H61V141H60ZM140 143V144H139ZM163 146V148H162V146H160V144ZM167 143H169L168 145H167ZM187 143V144H186ZM222 143H220V144H222ZM42 144H43V146H42ZM47 144V145H46ZM139 144V145H138ZM142 144V145H141ZM212 144H214V146H216L215 148H213L214 146L212 145ZM219 144V146H221ZM231 144V145H230ZM36 145H41L40 147L41 148H37V147H39V146H36ZM46 145V146H45ZM48 145H49V148H47L46 150H44L45 149V147H48ZM78 145V144H77ZM80 145V144H79ZM78 145V146H79ZM138 145V146H137ZM141 145V146H140ZM157 145H159V146H157ZM184 147H186L187 149H185V147L183 148L182 146ZM188 145V146H187ZM191 145V146H190ZM196 145V146H195ZM212 145V146H211ZM227 145V146H226ZM229 145V146H228ZM35 146H36V148H35ZM55 146H57V145H55ZM155 146H157V147H155ZM180 146V147H179ZM198 146V147H197ZM209 148H208V147ZM227 147V149H226V147ZM235 146V145H234ZM2 147V148H1ZM20 147V148H19ZM42 147H44V149L42 148ZM80 147V146H79ZM88 147V148H87ZM141 147H143V148H141ZM151 147V148H150ZM165 147V148H164ZM177 147H179V149H177ZM182 147V148H181ZM202 147V148H201ZM212 147V149H210ZM5 148V149H4ZM9 148H13L14 150H16V151H14L13 149H11L12 151H13V153H12V151L9 149ZM19 148V149H18ZM52 148V147H51ZM143 150V149H145L143 152H141V149ZM193 148L195 149V150H193ZM198 148H200V149H198ZM205 148H208V149H205ZM223 148V149H222ZM229 148V149H228ZM41 149V150H40ZM79 149V151L80 152H77V154L76 155H80V158H82V159H85V160H87L89 157H90V149H89V146L88 145H83V146H81L80 148H78ZM77 149V150H78ZM140 149V150H139ZM155 149L156 150H158V151H156V152H154L155 151ZM175 151H174V150ZM184 149V150H183ZM191 149H192V151H194V152H191ZM22 151V153H21V151ZM37 151L36 153H32V151L33 152H35V151ZM52 150V149H51ZM89 150V151H88ZM164 150V151H163ZM180 150H183V151H181L182 152V154H179V153H177L178 151ZM185 150H186V152H185ZM207 150H209V151H207ZM10 151V152H9ZM26 153H25V152ZM43 151H45V152H43ZM48 151H50L49 153H48ZM151 151H153V152H151ZM174 151V152H173ZM177 151V152H176ZM195 151H196V153H195ZM198 151H199V153H198ZM201 151H203V152H201ZM210 151H211V153H210ZM227 153H226V152ZM14 152H15V154H14ZM31 152V153H30ZM38 152L41 154V155H39L38 154ZM43 152V153H42ZM88 152V153H87ZM93 152V151H92ZM159 152V153H158ZM169 152V153H168ZM175 152H176V155L177 156H179V157H177L176 155L174 156V154H175ZM180 152V153H181ZM191 154H190V153ZM18 155H17V154ZM50 154L53 158L54 157H56V158H58V162H60L61 164H60V166L61 167H57V164L59 165V163L57 162V161H55L56 160V158H55V160L53 159L52 161H55V163L56 164H54V163H51L50 164V162H52L48 157L46 158V156L48 155V154ZM53 153H54V155L55 156H53ZM58 153V152H57ZM146 153V154H145ZM148 153V154H147ZM151 153H152V155H151ZM195 155H194V154ZM198 153V154H197ZM202 153V154H201ZM223 153V154H222ZM225 153V154H224ZM22 154H24V156L22 155ZM26 154V155H25ZM36 154V160L40 163V165H38V162L36 161V163H35V165H33L34 166V168H35V170H34V168L32 167V169L33 170H31L30 168H31V166H32V163H31V160H30V157H33L34 158V155ZM42 154H43V156H42ZM45 154H47V155H45ZM150 154V155H149ZM156 154V155H155ZM172 156V157H170V155ZM201 154V155H200ZM219 154V153H218ZM217 154V155H218ZM219 154V156H221ZM10 155H12V158H11V156ZM15 155V156H14ZM21 155H22V157H21ZM31 155H33V156H31ZM37 155H39V156H37ZM63 155V154H62ZM144 155H147V156H144ZM149 155V156H148ZM169 155V156H168ZM192 155H194V156H192ZM6 156V157H5ZM14 156V157H13ZM49 156V155H48ZM87 156H89V157H87ZM93 156V155H92ZM188 156V157H187ZM190 156H192V157H190ZM199 156V157H198ZM7 157H10V158H7ZM16 157V158H15ZM24 157V158H23ZM38 157V158H37ZM42 157H44V158H42ZM76 157H78V156H76ZM142 157V158H141ZM144 157H146V158H144ZM152 157V158H151ZM174 157V158H173ZM175 157H177L176 158V160H175ZM215 157V156H214ZM6 158V159H5ZM23 158V159H22ZM33 158H31V159H33ZM73 158H74V156H73ZM93 157H90V159L93 161V159H92ZM144 158V159H143ZM154 158V159H153ZM165 158V159H164ZM188 158H189V161H188ZM192 158V159H191ZM21 159V160H20ZM40 159V160H39ZM44 160V162H43V160ZM89 159V160H90ZM163 159L165 160V161H167L168 160V163H169V159H170V166H169V164L167 163V162H165V161H163ZM174 160L173 162H171V160ZM195 161H194V160ZM14 160V161H13ZM21 162H20V161ZM34 160H33V162H34ZM45 160H47V161H45ZM49 160V161H48ZM148 160V161H147ZM162 160V162L163 163H161L160 161ZM13 161V162H12ZM95 161V164H92V165H94V166H96V159L94 160ZM134 161V162H133ZM154 161V162H153ZM47 162H49V163H47ZM152 162V163H151ZM185 162H189L188 164L190 165V163H191V165L193 166H191L192 167V169H191V171H190V168L191 167H189V165H187V163H185L186 164V167H184L185 166V164L184 163ZM14 163V164H13ZM43 163H44V165L45 164H47V165H49V166H47L46 167V165L45 166H43ZM75 163V164H74ZM142 163V164H141ZM146 163V164H145ZM149 163V164H148ZM164 163H167L166 165H164ZM197 163V162H196ZM9 164V165H8ZM13 164V165H12ZM31 164V165H30ZM52 164H54V165H56V166H51ZM91 164V163H90ZM98 164V163H97ZM152 164L154 165L155 164V166L158 168V169H161L162 170V172L160 173L161 175H163L162 177L160 176V177H158L157 175H155L154 177H152V178H150L151 176L150 175H146L145 174V172H144V169H148V168H150L149 166H151L152 167ZM174 164H176V165H174ZM180 164V165H179ZM198 164V163H197ZM8 165V166H7ZM16 165V166H15ZM21 165V166H20ZM38 165V167L39 168H41V167H45V169H43V168H41V169H39L38 170V168L37 167H35V166H37ZM143 165V166H142ZM164 167H163V166ZM8 167V169H7V167ZM19 166V167H18ZM26 166H27V169H26ZM41 166V167H40ZM56 167L59 171H61V172H63V171H66L65 169H67L68 170V172L66 173V172H63V173H59L58 171H55V170H57V169H53V168H51V167ZM99 166V165H98ZM146 166V167H145ZM22 167V168H21ZM51 168L50 169V171L53 169V172L51 171H49V169H47V168ZM142 167V168H141ZM166 167H168V168H166ZM170 167H172L171 169L173 170V172H172V170L170 169ZM188 167V168H187ZM3 168V169H2ZM19 168V169H18ZM29 168V169H28ZM64 170H63V169ZM140 168V169H139ZM175 168V169H174ZM182 168V169H181ZM5 169V170H4ZM61 169V170H60ZM137 169V170H136ZM142 169V170H141ZM151 169V168H150ZM181 169V171H178V170H180ZM4 170V171H3ZM7 170V171H6ZM27 170V171H26ZM43 170V171H42ZM141 170V171H140ZM186 170H188V171H186V173H185V171ZM11 171H12V173H11ZM13 171H15V173L13 172ZM26 173H25V172ZM46 171V172H45ZM48 171V172H47ZM73 171L72 172H70L69 174H74L73 173ZM138 171V172H137ZM182 171H184V172H182ZM192 171H194V174L192 173ZM18 172V173H17ZM20 172V173H19ZM35 172H38V173H35ZM42 172H43V174H42ZM50 172V173H49ZM56 172H58L59 174H57ZM143 172V173H142ZM175 172V173H174ZM180 172V173H179ZM6 173V174H5ZM8 173V174H7ZM14 173V174H13ZM22 173V174H21ZM41 173V174H40ZM44 173H46V174H44ZM64 173L67 175V176H72V177H74L75 178V176L76 177H80V178H77V179H79V180H84L83 181V184H85L84 186H82L81 185V183H82V180H81V182H79V184L77 183L76 184V182H77V180L75 181L74 180V178H73V180H74V182H75V184H76V186L74 185V182H73V180H72V177L70 178V180L72 181H69V182H71V183H73V184H71L70 183V187H68V183L69 182H67V184L65 185V184H63V183H66V182H64L65 181V178H62L63 177V175H64ZM141 173H142V175H141ZM169 173V174H168ZM172 173H173V175H172ZM177 173V174H176ZM182 173H184L183 175H184V177H180V175L182 174ZM18 174V175H17ZM20 174V175H19ZM25 174H26V176L27 177H25ZM38 174H40V175H38ZM47 174H50V175H48V177H47ZM63 174V175H62ZM164 174H166V175H164ZM176 174V175H175ZM178 174H180V175H178ZM9 175V176H8ZM36 175H38L37 177H36ZM57 175H59V176H57ZM61 175H62V177H61ZM64 176V177H67V176ZM78 175V174H77ZM174 175H175V179H174ZM189 175V176H188ZM193 175V176H192ZM12 176V177H11ZM20 176V177H19ZM30 176V177H29ZM33 176H35L36 178H38V180L40 181L41 180V182L43 183V181H44V183L43 184H40V182L38 183L39 185H42V186H40V187H42V189H45V187L48 189V187L50 188L51 187V184L52 185H54L55 184V186L57 187V186H59L60 184H61V187L59 186L58 187V189H56V190H58L57 192H55L54 194H52L53 192H50V191H52V189L49 191V193H51V195L50 196H48V193L46 192V190H42L40 187H36L37 185H34L36 182H33V181H35V180H37L36 178H34ZM40 176H41V178H47V183H48V187L47 186H45V184H46V180H44V179H40ZM44 176V177H43ZM153 176V175H152ZM167 176H170V177H167ZM171 176H173L172 177V179H170L171 178ZM177 176V177H176ZM17 177V178H16ZM21 177L24 179L23 181H25L26 180V182H24L23 183V181H22V179H21ZM178 177H180V178H178ZM27 178V179H26ZM98 178V177H97ZM96 178V179H97ZM139 178V179H138ZM9 179H10V181H9ZM18 180L19 182L21 181L22 183H21V185H20V183L18 182V181H16V180ZM21 179V180H20ZM59 179V180H58ZM68 180H69V177L67 178ZM66 179V180H67ZM99 179H101V178H99ZM169 179H170V181H169ZM176 179H178V180H176ZM4 180V181H3ZM38 180H37V182H38ZM93 180V179H92ZM102 180V179H101ZM166 180V181H165ZM174 180H176V181H174ZM183 180V181H182ZM14 181L16 182L15 184L17 185V186H21V187H17L16 189L14 188V186L12 185V182H13V184H14ZM30 181H32L33 182V185H32V182H30ZM96 181V180H95ZM143 181H144V183H143ZM149 181V182H148ZM49 182H51V183H49ZM59 182V183H58ZM85 182V183H84ZM88 182H91V183H88ZM141 182V183H140ZM56 183H58V185L56 184ZM86 183H88V184H86ZM22 184H24V186H26V185H28L29 186V191H28V186H26V189L23 187V185ZM37 184V183H36ZM49 184H50V186H49ZM95 184H93V185H95ZM136 184V183H135ZM132 185V186H135V187H137L136 185ZM31 185V186H30ZM38 185V186H39ZM62 185H64V186H67L65 189H59V188H63L62 187ZM79 185H81V188H80V186H79V188H77L78 190V192L79 193H77V191H76V193L78 194V197H77V200H72L73 201V206H74V204L76 203V204H80L81 205V207L80 206H78V207H80L81 209L79 210V211H77L76 210V204H75V210L77 211V212H79V214L82 216V217H80V215L79 214H77V212L76 213H74L75 215L77 214V215H79V216H75L76 217V219L74 218L73 220H76V222H77V225L76 226H78L79 224V222L81 221V224L84 222V220H82L83 219V217L84 218H87V217H89V219L87 218L86 219V221H88V220H90V218L91 219H93L96 215V217H95V219H96V221H94L95 223H91V222H89V224L91 223L93 226H94V228H92V233H90V241L91 242H93V243H91L90 241H89V239L87 238H85V236H89L88 235V233L87 232H85V231H87V229H88V231H90L89 229H90V227L92 226V225H90V227H86L87 225H89L88 224V222H87V225L86 226H83V225H81L80 224V229L81 228H83V227H86L87 229L86 230H84L85 228H83L82 230L84 231V233H86V234H84L83 233V231H80L81 232V237H82V235L84 234V236L80 239V235H79V232L77 231V230H80V229H78L77 227L75 228L72 224H74V222H73V220H72V218H73V216L71 217V214H72V211H70V210H73V206L71 207V209L70 210H66L67 212H69V213H67L66 212V214H69V215H65L66 217H62V213H64V211H65V209L63 208H61V207H59V206H57V205H59V204H57V203H60V201H59V199L61 198V201H63V199L65 200V202H66V200L67 199H65V198H67L65 195H68L67 193H70V192H68L69 190L71 191V188L72 189H74V187H78ZM1 186V185H0ZM5 186V187H6ZM13 186V187H12ZM34 186L36 187V188H40L38 191H36V188H34ZM43 186H45L44 188H43ZM132 186H131V194L133 193V191H135L136 190V192H141L143 189H141V191H140V189H134L133 188V190H132ZM16 187V186H15ZM24 188V189H23ZM32 188H34V189H32ZM53 189H55L54 187H52ZM82 188V189H83ZM86 188V187H85ZM84 188V189H85ZM20 189H21V191H20ZM30 189H32L31 191H33V193L31 192V193H29L28 194V192H30ZM12 190V191H11ZM16 190H19V191H16ZM24 190V192L21 194L20 192H22ZM28 192H27V191ZM66 190H68V191H66ZM76 190V189H75ZM43 194V193H47L45 196H48V199H47V201L49 200V199H51V200H49L48 201V205H47V201H46V203H45V201H44V203H42V202H40V201H43L44 199H42L41 200V198L39 199L38 197L40 196V194L38 195V193H40V192ZM83 191V190H82ZM5 192V193H4ZM38 192V193H37ZM62 192V193H61ZM89 192H90V190H89ZM35 193H37V194H35ZM72 193H73V190H72ZM72 193L70 194V195H72ZM82 194V197L81 198H79L80 196H79V194ZM25 194V195H24ZM28 194V195H27ZM33 194H35V195H37V197H35L34 198V196L35 195H33ZM63 194H65L64 196H65V198H63ZM75 194V193H74ZM80 194V195H81ZM91 196L93 195V194H91V193H89ZM9 197H7V196ZM69 195V197H71ZM76 195V194H75ZM24 196V197H23ZM32 196V197H31ZM42 196V195H41ZM40 196V197H41ZM44 196V197H45ZM87 196H88V194H87ZM26 197H27V199H26ZM68 197V199H70ZM84 197H85V199H86V201L84 200ZM8 198V199H7ZM11 198V199H10ZM28 198H29V200H28ZM30 198H34V199H31L30 200ZM43 198V197H42ZM56 198V199H55ZM63 198V199H62ZM72 198H74V196L72 197ZM18 199V200H17ZM93 199H95V198H93ZM27 200V201H26ZM45 200H46V198H45ZM82 200V201H81ZM88 200L91 202H88ZM35 201V202H34ZM39 201V202H38ZM55 201V202H54ZM57 201H59V202H57ZM68 201V200H67ZM70 201L71 200H69V203L68 202H66V203H68L67 204V206L70 204ZM74 201H80V202H75L74 203ZM6 202V204L5 205H3L4 203ZM88 202V203H87ZM96 202H99L98 200H97V198H96ZM15 203V204H14ZM35 203H36V205H35ZM56 204V206L58 207V208H56V206H55V204ZM63 203V202H62ZM66 203L64 204V205H66ZM25 204H27V205H25ZM32 204H34V206L32 205ZM39 206H38V205ZM46 204V205H45ZM51 204V205H50ZM61 204V203H60ZM84 204V205H83ZM96 204V203H95ZM94 204V205H95ZM99 204H101L102 205V203L101 202H99ZM8 205H10V206H8ZM12 205V206H11ZM43 205V206H42ZM61 205H63V204H61ZM60 205V206H61ZM62 206V207H65V206ZM87 205H88V208H87ZM101 205H100V207H98L97 209L98 210H101L102 209V207H101ZM137 205H139V204H133V207H135V206H137ZM27 206H28V209H27ZM31 206H33V207H31ZM46 206H47V209L45 210V208H46ZM55 206V207H54ZM84 206V207H83ZM86 206V207H85ZM91 206V207H90ZM96 206V205H95ZM36 207V208H35ZM32 208V209H31ZM51 208H52V210H51ZM53 208L55 209V211H56V209H58V211L60 210V208L62 209L60 212H62V213H60V214H58V212L57 213H55V211L53 210ZM66 208V207H65ZM70 208V207H69ZM83 208H86V211H85V209L83 210ZM90 208H92V210L90 209ZM101 208V209H100ZM3 211H2V210ZM17 209V210H16ZM35 209V210H34ZM49 209V210H48ZM66 209H68V207L66 208ZM87 209H88V211H87ZM24 210H26V212L24 211ZM29 210H31V211H29ZM89 210H91V211H89ZM95 210L97 211V213L95 214ZM4 211H6V212H4ZM14 211V212H13ZM53 211V212H52ZM138 212H136L135 211V213H137V215H138V217L135 219V220H137V221H142V219H141V210H137ZM8 212V213H7ZM10 212V213H9ZM33 212V213H32ZM84 212V213H83ZM89 212V213H88ZM94 212V213H93ZM8 214H9V216H8ZM25 214V215H24ZM31 216H30V215ZM33 214V215H32ZM57 214H58V216H60V219L61 220H63L62 218H64V222H62L61 223V220H59V217L57 216ZM74 214H72V215H74ZM94 214V215H93ZM100 214V213H99ZM86 215H87V217H86ZM89 215V216H88ZM94 217H93V216ZM27 216H28V218H27ZM53 216V217H52ZM7 217V218H6ZM13 217V218H12ZM15 217V218H14ZM32 217H33V219H32ZM44 217V218H43ZM46 217V218H45ZM56 217V218H55ZM71 217V218H70ZM93 217V218H92ZM2 218V219H1ZM39 218V219H38ZM40 218H41V220H40ZM47 218H48V220H47ZM72 220V224L70 223L69 225L71 226H73L74 227V231H73V233H72V235L73 236H71L70 237V235H71V233H70V230H72V227H70L69 225H66V224H68L69 222H71L70 220ZM140 218V219H139ZM143 218V217H142ZM10 219H17V220H14V221H10ZM30 219V220H29ZM57 219V220H56ZM79 219V220H78ZM81 219V220H80ZM33 220V221H32ZM5 221V222H4ZM9 221V222H8ZM16 221V222H15ZM22 221V222H21ZM25 221V222H24ZM51 221V222H50ZM92 221V220H91ZM15 222V223H14ZM28 222V223H27ZM43 222V223H42ZM56 223L57 225H55V224H51V223ZM75 222V223H76ZM100 222V223H99ZM17 223V224H16ZM19 223V224H18ZM23 225H22V224ZM26 223V224H25ZM42 223V224H41ZM49 223L51 224V226L49 225ZM66 223V224H65ZM11 224V225H10ZM21 224V225H20ZM60 224H64V227H65V225H66V227H65V231L63 230V229H61V228H64V227H60ZM86 223H84V225H85ZM3 225V226H2ZM9 225V228H8V230H7V228H6V226H8ZM25 225H26V227L28 228H26L25 227ZM29 225V226H28ZM11 226H14V228H12ZM15 226H17V227H15ZM25 228H24V227ZM46 226H50L51 228V231H50V229L49 228H46L45 229V231H44V228L46 227ZM53 226H54V228L56 229H54L53 228ZM61 226H63V225H61ZM68 226L71 228L70 230L68 229ZM82 226V227H81ZM92 226V227H93ZM98 226H100V225H98ZM5 227V228H4ZM33 227V228H32ZM57 227H58V229H59V231H58V229H57ZM60 227V228H59ZM4 228V229H3ZM10 228H12V229H10ZM22 228H23V231H22ZM40 228V229H39ZM3 229V230H2ZM5 229H6V231H5ZM14 230L13 232L12 231H10V230ZM24 229H25V233H24ZM49 229V230H48ZM54 229V231H52ZM94 229H95V231H94ZM15 230H16V232H15ZM18 230V231H17ZM4 231V232H3ZM28 231V233H26ZM48 231V232H47ZM55 231H58V232H60V231H62V233H66L65 235L64 234H62L61 232H60V235L58 234V232H57V234L56 233H51V232H55ZM7 232H10V233H12L13 234V236H11L12 234H10V233H7ZM17 232H20L19 234L17 233ZM72 232V231H71ZM75 232H78V235H77V233H75ZM4 233V234H3ZM49 233V234H48ZM83 233V234H82ZM95 233H97V232H95ZM99 233H100V231H99ZM17 234H18V236H17ZM22 234H26L27 236V240L28 241H26V237H24V235H22ZM29 234V235H28ZM48 234V235H47ZM52 234V235H51ZM55 235V237L57 238V242L55 241V237H54V235ZM62 234V235H61ZM74 234H75V236H74ZM15 235H16V237H15ZM51 235V236H50ZM96 235V234H95ZM4 238H3V237ZM6 236L8 237L7 239H6ZM22 236V237H21ZM60 236V237H59ZM66 236H67V238H66ZM77 236H79V238H77ZM28 237L30 238V239H28ZM51 237V238H50ZM59 237V238H58ZM64 237V238H63ZM70 237V238H69ZM75 237H76V239H75ZM14 238V239H13ZM23 238H25V241H24V239ZM63 238V239H62ZM99 238V237H98ZM98 238L95 240V241H97L98 240ZM5 239V240H4ZM48 239V240H47ZM49 239H51V241L49 240ZM52 239H53V241H52ZM59 239V240H58ZM64 239H65V242H61L62 240L64 241ZM74 240V241H76L77 243H79L78 245H77V248H78V252H76L75 251V249H76V247H75V249H72V248H74V241H72V240ZM8 240V241H7ZM10 240V241H9ZM14 240V241H13ZM17 240V241H16ZM43 240V241H42ZM78 240H79V242H78ZM7 241V242H6ZM31 241V242H30ZM40 241V242H39ZM49 241V242H48ZM55 241V244H54V247L55 248H53L52 249V247H53V244L51 243V242H54ZM59 241V242H58ZM72 241V242H71ZM12 242V243H11ZM33 242V243H32ZM46 242H48V244H52V247H51V244L50 245H47V243ZM61 242V244L59 245L60 246V248H61V250H62V252H67V255L65 254V253H62L61 252V250L58 248L57 249V247H56V243L57 244H59ZM67 242V243H66ZM69 242V243H68ZM70 242H71V245H70ZM82 242V243H81ZM9 243V244H8ZM18 243V244H17ZM40 243V244H39ZM65 243H66V245H65ZM4 244H7L6 246L4 245ZM12 244V245H11ZM14 244V245H13ZM20 244V245H19ZM22 244V245H21ZM24 244V245H23ZM46 244V245H45ZM67 244H69V245H67ZM73 244V245H72ZM87 244V245H86ZM3 245V246H2ZM25 245H27V246H25ZM64 245V246H63ZM76 245V244H75ZM82 245V246H81ZM85 245V246H84ZM1 246H2V248H1ZM4 246H5V248L6 247H9V249H11V251L8 249V248H4ZM22 248H20V247ZM25 248H23V247ZM58 246V245H57ZM58 246V247H59ZM62 246V247H61ZM95 246H97L96 248H95ZM11 247V248H10ZM16 248V249H14V248ZM19 247V248H18ZM30 247V248H29ZM41 247V248H40ZM51 247V248H50ZM82 247L84 248V249H82ZM92 249V253H91V251H89L90 250V248ZM100 247V246H99ZM27 248H28V250H27ZM44 248V249H43ZM46 248V249H45ZM87 248V249H86ZM24 249V250H23ZM34 249H35V252H34ZM39 249H42V250H40L39 251ZM49 249V250H48ZM89 249V250H88ZM96 249L99 251H101V252H98V251H96ZM3 250H5V251H3ZM7 250V251H6ZM16 250H17V252H16ZM20 250H21V252H20ZM45 252H44V251ZM55 250V251H54ZM68 250V251H67ZM80 250H81V252H80ZM86 251V252H84V251ZM88 250V251H87ZM93 250H95L97 253V256L98 255H100V258L98 259L95 255V252H93ZM114 250V251H113ZM24 251V252H23ZM58 251L62 254V255H64V256H61V254L60 255H58L59 253H58ZM7 254H9L10 252V254L9 255H7ZM14 252H16V253H14ZM27 252V253H26ZM32 252V253H31ZM41 252V253H40ZM44 252V253H43ZM72 252V253H71ZM76 252V253H75ZM84 252V253H83ZM105 252H106V254H105ZM19 253V254H18ZM24 253H25V255H24ZM38 253V254H37ZM48 253V254H47ZM51 253V254H50ZM69 253H71V254H69ZM80 253H81V255H80ZM91 255V257H90V255ZM99 253H101V254H99ZM112 253V254H111ZM5 254H6V257H5ZM22 254V255H21ZM31 254H33V255H31ZM69 254V255H68ZM76 254H77V256L79 257H81V256H83V257H81V258H78L77 256H76ZM93 254H95V255H93ZM13 255H15V256H13L14 257V259H13V257L12 256ZM17 255V256H16ZM75 255V256H74ZM102 255V256H101ZM113 256V258L111 257L110 258V260H112V261H110V262H107V261H109V257L110 256ZM9 256H11L10 258H8ZM37 256V257H36ZM58 256V257H57ZM59 256H61V258L59 257ZM66 256H69V257H66ZM70 256H74L73 258H75V261L72 263L71 261L73 260L72 259V257H70ZM86 256H87V258H86ZM90 258H89V257ZM92 256H94V257H92ZM109 256V257H108ZM3 257V258H2ZM17 257V259L15 260V258ZM18 257H20V258H18ZM63 257H65V258H63ZM106 257V258H105ZM7 258V260H5ZM12 258V259H11ZM26 260V261H24V259ZM45 258V259H44ZM48 258V259H47ZM60 258V259H59ZM68 258H71V259H68ZM87 260H86V259ZM89 258V259H88ZM104 258V259H103ZM82 259V260H81ZM102 259V260H101ZM114 259H116V260H114ZM46 260V261H45ZM56 260H58V261H56ZM67 261V260H70V261H67V262H65L64 263V261ZM84 260H86V261H88V262H84ZM102 262H101V261ZM105 260H106V262H105ZM18 261V262H17ZM28 261V262H27ZM42 261H45V263L44 262H42ZM60 261V262H59ZM79 261V262H78ZM14 262V263H13ZM24 262V263H23ZM71 262V263H70ZM91 262H93L92 260H90V264H91ZM101 262V263H100ZM117 262V263H116ZM5 263H3V264H5ZM57 263V264H58ZM94 263V262H93ZM95 264V263H94ZM119 264V263H118Z\"/></svg>","mask_w":264,"mask_h":264}]
</instances>
